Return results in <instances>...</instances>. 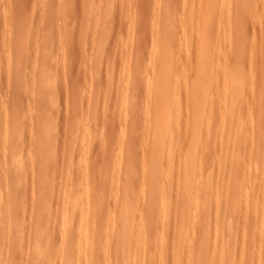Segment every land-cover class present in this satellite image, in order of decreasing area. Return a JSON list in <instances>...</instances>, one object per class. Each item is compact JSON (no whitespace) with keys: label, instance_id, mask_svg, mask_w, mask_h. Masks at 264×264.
Masks as SVG:
<instances>
[{"label":"rangeland","instance_id":"374dc122","mask_svg":"<svg viewBox=\"0 0 264 264\" xmlns=\"http://www.w3.org/2000/svg\"><path fill=\"white\" fill-rule=\"evenodd\" d=\"M254 1L252 4V8L255 10H253V11L247 10V11H250L248 14H246V15H248L247 16L248 19H244L246 21L250 19L249 21H251V22L248 21L249 23L248 22L246 23V21H242L240 16L235 17L238 14V13L237 14L234 13V11H237V9H238L237 4L234 7L233 13L230 11L231 14H233V15H231L232 16L231 24H232V21L235 17V21L231 25L232 26L231 28L235 29L234 31L230 28V26H229V28L227 26H225L228 24L227 22H225L227 24H224V26H223L224 21H227L226 19L228 17L225 16L226 18H224V16H222V15L223 14L228 15V14H230V12L227 13L225 10H223L221 3L218 6L220 8H222V10L220 9V11H218L219 9L218 10L216 9L217 12L215 13V15L221 14V17H223V19H222L218 15L219 18L221 19L219 21V23H221V24H219L221 26V29H220V26L218 25V21H216L219 19L217 18V19H215V21L213 20L215 15H213L214 17L212 16L213 19L211 18V19L207 20L208 22L204 20L205 22H207L206 24L204 22V24L207 26V28H209L208 27L209 24H211V27H212L211 28L212 30L209 28L210 34H208L209 35V42L211 43L210 44L211 49L209 48V50L211 51L210 53H213L212 56L210 55L211 59L213 58V56H214V58L217 59L220 57L221 54H222L221 56L224 57L223 52L226 50L225 53H227V54L233 53V54H229V55L225 54V57L221 58L223 60L224 64L228 65V63H229V65H230V62H228L227 60L229 59V61H231L232 58L235 57L233 59V61L235 59H238V62H241V63L238 64V63H236V61L235 62L231 61V65L234 63V66L232 65L230 67L228 65L229 69L233 70L234 68L236 69V67H237V69L240 68L239 70H241V64H243L242 70L244 72V75L246 74L245 83H243V86H241V88H242L241 93L242 92L243 93L241 94V99H240L241 100L240 104L242 105V107H243V104L245 105V108L243 107L244 113H240L239 112L240 110L238 112L234 113V115L235 114L237 115L239 113V114H242L244 116L243 117L241 115L243 117V121H245L244 122L245 125L243 123V127L244 126L245 127L242 129H245V130H241V132L244 131V132H242L243 133L242 136L244 139V136L246 135L245 136L246 139H244V140L242 139V142L239 143V145L241 144L240 149L241 148L242 149L241 150L239 149L238 152L236 151L237 150L236 147H238L239 145L235 146L234 142L229 143V144L232 143L231 145L234 146V147H232L230 145L231 148H233V150H230L232 152V154L227 152L229 159H230V163H229V159H226V161H225V158H228L226 155V151H228V150L224 148L223 151L224 150H226V151L223 152L222 146L225 147V145H227V147H228V143H225V141L226 142L231 141L227 137L228 132L234 130L233 133H235V131L237 130L238 127L236 125L237 122L235 123L236 126H233L234 123L230 124L229 120H225L228 122V126H230L229 127L230 129H229L228 126H226L227 122L223 121V119H222L223 118L222 114L226 113V111H224L225 105L222 103V102H224L223 101L224 98H223V100L221 99L222 101H220L222 103V106L224 105L222 107L223 110L221 107H217V106H221L220 105L221 103L218 101L217 98L220 99V97L221 98L224 97L223 95L220 96L221 95L220 93H217V91H219V90L222 93L221 89L217 90L215 88L219 85L221 86V83H222V82H220L221 79L219 80V78H218L219 75H218V77L215 76L217 78L214 77V79L210 80V81L213 80L216 83V85H215V83L212 81L214 83V85L211 84L213 91H214V89H216L215 90L216 93H212V94H214L216 96L211 94L215 98V104H211L209 102L210 103L209 106L212 109V112L215 111L213 113V115L219 111L218 115L215 114L214 116L211 115L212 114L211 111L208 112L210 116H213V117H215V120L216 119L218 120V122L216 120V122H217V125H216V124L212 123L215 120L212 121V117H210L208 115L210 117L209 120L212 121L211 123L213 124V125L211 124L212 125L211 129L213 130V127H214V130H213L214 132L212 131L210 134V130L208 131L210 134L209 136H211V135L212 136L208 137V134H207L208 132L206 133V131H205L206 127H204L203 124H200L201 126H199V128H200L199 134L201 132H203L201 130H203L205 128V130H204L205 133L204 132L201 133L202 135L200 136L201 137L200 141L202 139L204 140L203 136H205L206 142H205V140H204V142L207 144L208 140H210V138H211L213 143L211 141H209V142H210V145H211V143L213 145L211 147L208 143L207 144L208 146H206V144H204V142L202 140V146L200 145L198 147V149L200 150V152L198 150V153L199 154H201V153L205 154L204 152L207 153V152H209L208 149H210L209 153L211 154V156L212 155L214 156L216 154L214 156V158H216L215 159L216 161L214 160L213 157L211 158L212 160H210L211 156H210V154H208L207 156H210V157L207 159H209L210 161L206 163L205 160H207V159H205V157L202 156V154H201V156H200L201 160L198 159V162H202L201 164H203V163H205V164L200 165V163H199L198 169L200 170V166H201L202 170L204 168V170H203L204 172L202 170L199 172V170H198L196 173H199V175H202L201 174V172H202L205 176L202 175L199 179L198 178L199 176L197 174V180L198 181L196 180V184L199 181L201 182V179L203 178V176L208 177L207 175H209L210 184L213 183L212 185H210V190H211V187L213 186L215 191H212L213 190V188H212L211 191L213 194L212 195L213 201L210 202L211 198H209V203H211V204L208 203L209 205H211V207H208V209L211 208V209H209V214H211L210 219L212 216V220H211V222L209 220V223L203 221L205 226L207 224H210V223L211 224L207 225L206 226L207 228L206 227L203 228L204 225L201 223V221L203 220L202 219L203 216L201 214L199 216V214H197V211H196V213L194 212L193 215L194 216L198 215V217L195 216L194 218H192V216H193L192 215L191 216V218L193 219L192 223H195L199 219L198 221H199L200 226L198 228H196L197 226H195L194 224L191 225V223H190V225L193 227L192 229L196 228L194 230L196 233H198L204 229H205V231L210 233V234H208L209 240L207 242V247L209 245L208 258H209V261L211 263L213 262L214 264H225V260L228 261V259L224 258L226 256H224L221 253L222 250L224 249L223 247L225 245L227 247L226 243L228 241L226 242V238L225 239L223 238V242L220 241V238L222 239V237L220 236V237H218L219 240L217 239L218 242H216L217 237H216V233H215V231H216L215 228L218 224H219V228L217 226V228L219 229V230L217 229L218 230L217 233H219L218 235L222 234V236L226 237L228 234H229V236H231V233H232L234 238H236V239L231 240V239H228V236H227L228 240L233 241L231 243L228 242L229 244H231V246L229 245L230 247H228V249L231 248L229 250L230 251L232 250L231 255L229 257L228 264H261L262 262H263L262 264H264V260H263L264 257L262 256V254L264 253V236L262 237V235L264 234V228L262 229V227H261L262 224L264 225V223H263L264 220L262 219L264 217V195H263V193H264V182L262 181V177H264V176H261V174L262 175L264 174V169H263L264 163H262V161L264 162V133H262V134L260 133V136L263 135L261 137L262 143L259 142V140H257V139H256L257 141L255 143V140H254L255 135L259 133L256 131V128H258L257 130L260 131V127H261L263 132H264V113H263L264 112V90H263L264 82H262V80L264 78V77H262L264 74V69H262V67L264 65V59L258 61L259 58L260 59H261V57L263 58V55L260 57L259 53L261 54V52L263 53V51H264V49H263L264 47L262 45V44H264V43H262L263 42L262 37L264 36V34H263L264 32H262V31H264V23H263V21H264V8H263L264 7V0H254ZM198 2H201V1L196 0V2L194 3V0H156V1L155 0H0V264H62V261L64 262V260H65L66 250H67V252H69V254L72 257L74 256V254L79 252L75 255V257H73V258L70 257L72 260L74 259L73 260L74 264H79L80 260L82 261V262L80 261L81 264H89L90 258L92 259V260H90L91 264H95L97 261H98V263L101 262L99 264H116V263L122 264L124 255H125V257H128L129 252L130 251L132 252V250H134V252L130 253L129 257L133 254H136V255L131 256V258L133 257L132 260H134V259L135 260H134V263H132V260L130 259L129 260L130 264H138L137 260L138 261L141 260L143 262L146 258H149V261L154 262L155 264H175L174 262H176V259H174L175 256L173 253V251L175 250V241H174L175 239L173 240V237L177 232V230L174 229L175 224L177 223V219H176L177 216H175L177 214H175L172 210L174 209V207L176 209V207L178 208L179 206H178V204H175L173 202V200L171 201V203L173 202L174 205L172 204V206H171V203L169 205V202H170V200H169V202H168L169 208H168V206H166L167 208L163 209V208H160L162 203L159 199V202L158 201L156 202L157 206H156V204L154 205V206H156L155 209L157 210V212L155 211V209L151 210V211L154 210L156 213H158V212L161 213V211H162L161 209H163V213H161V215L163 214V218H162V216H160V217L163 221H165L166 217L168 216V211L170 213V209H171L170 217L168 216L169 218H172V220L168 219V220H171V223H169L168 220L166 219V221L164 223H166V222H168V223L162 224L163 223L162 220H161V222H162L161 223V222H159L160 220L158 219V217L160 215L159 213H158V216L156 218L157 220H156V219H154L153 216H151L152 212L151 213L147 212L148 213L147 215L150 214V217H147V218L151 219V217H153L154 220H151V221L152 222L155 221V223H152L148 220H146V223L150 222V224L152 225V226L151 225L150 226L152 228L155 227L154 229H156V230H153V233L155 231L159 232V234H158V232H156V234L155 233L154 234L149 233L151 231L150 230L151 227H149V225L147 224L148 227L150 228L148 230L149 231L148 236L151 235L150 237H152V236L155 237V238L152 237L151 241L153 242V239H154V242L158 243V241H155V240H159L160 244L162 245V246L161 245L157 246V244H156V247L152 248V247H150V245L154 246L155 243H153V245H152V242H151V244H149V247H147V249L149 248V250H150V251L148 250L147 252H149L150 254H147V252L144 254L142 252H141V254L139 253V251H141L142 249H146V248L142 245H141V248H139L138 243H139V241H141L140 240L141 237L138 235L139 233H137V231H139V229L136 227V225H135V229L132 228L133 231L135 230L134 232L136 233L135 234L136 238L134 237V235H133L134 232L132 230H130V233L128 234V235H130L129 239H128V245L130 247L133 245V247L130 249V247L127 245L128 249H127V251H124V249L122 248V246H124L123 242L119 241V239H115L116 238L115 235H117V231L115 232V230L118 227V224H121L122 219H120V220L118 219L119 221L117 220V222H115V224H113L115 221L113 218L115 217V219H116L118 217V214L120 215L119 212L120 211L123 212L122 207L118 208L119 206H122V202H123V199L119 200L120 196L122 198H124V192H121L122 193L121 194L119 192L121 189H119V188H120V182L121 181L123 182L125 180L124 182L126 183V179H128L129 175H131V177L129 179V180H131L133 175L136 174L134 176L135 178L134 177L133 178L136 181L134 184V187H136V189H137L135 191V193H137V194H133V196H132L133 199H131V203H132V200L134 201L132 204L133 207L136 208V205H137L136 212L139 211L141 209L140 206L143 207L144 203H146V202H147V204L144 206V208H146V207L148 208V205H150V204L152 205L151 201H149V200H151L149 194L146 193L145 189L143 192H142L143 189H141V187H143V184H144V180H142V178L145 177V176H142V173H143L142 172V170H143L142 166H144V164H146V161L144 163V158L147 160L148 157L153 155V153H150V152H152V148L151 147L148 148L149 142H147L148 141L147 139L151 138V135L150 134L148 135V133H150V130H148L149 128L146 129L148 127V123L151 122V120H149V119H151L150 118V117H152L151 113H153V110H154V106H152L153 107L152 111L150 109L151 105H154L153 102L151 103L152 100L150 99L151 96L153 99V95L149 96L152 93V91H150L151 90L150 85H152V83L156 79V77L159 73V70L162 68V66H164L163 64H166V62H163L161 60L162 59L161 56H163V55H160L163 52L161 50L162 46L165 49V50L163 49L164 50L163 54L166 52V49L169 51V53H172V51H173L174 54L176 51H179V52H176L177 53L176 56L173 55V57H172V55H171V57L169 59V60H172V59L177 57V59H175V62H174V60L172 62H174V64L177 63L178 66H176V64L171 65V62H169L172 69H174L173 67L176 66V71H177V67H179L180 71H182L181 72L182 74H183L184 70L188 71L187 73H190L189 71H191L192 68L194 70V67L191 68L190 65L188 64V61L191 59L193 60L194 56H196L197 54H193L194 55L193 57L190 56V57H192L191 59L188 58L187 57L188 53L190 55H191V53H194L195 48H193L194 49L193 50L192 47L187 48V46H191L192 44H193L192 46H194V44L196 45V43H197V41L193 42L191 40L192 37L190 36V34H193L192 33L193 30L195 31L196 38L200 37L199 33L197 35V32L198 31L200 32V29H197V28L201 27L200 25L203 22L200 21V18L198 16H199V13H200V15L204 16V14H203L204 8L201 7V8H203L202 9L203 12L198 11L201 9L199 7L201 5ZM249 2H251V1H249ZM192 4H194V5L192 6ZM218 6H217V8H219ZM191 11L193 13L196 12V14H198V16L195 14V17L193 16L194 17L193 18L190 15ZM197 11H198V13H197ZM238 11H239V9H238ZM219 12H221V13H219ZM253 12H254V14H253ZM167 14H169V15H167ZM171 16H173V17H171ZM189 16H191V17H189ZM203 16H201V17H203ZM260 16H262V18ZM166 17H168V18L170 17L173 19V21H174L173 26L169 25L170 22L172 21V19L170 20ZM195 18H199V20H198L199 23H197L198 21L194 22L197 25L193 28V26L195 25L193 23V20ZM190 21H192L193 26H192V28L191 27L187 28L188 23H189V25H192V23ZM177 22H178V25H176V27L178 26L177 27L178 29L175 27V29H177L175 31L174 26H175V24H177ZM236 22H237V24L240 23L241 25L238 24V25L234 26V24H236ZM241 22L242 23L245 22V25L244 24L242 25ZM166 23L168 26L166 25ZM213 23H214V25H213ZM204 24H202V25H204ZM181 25H182V27H181ZM198 25H199V27H198ZM215 27H216V29H214V33H213V28H215ZM204 28H206V27H204ZM188 29H190V30L188 31ZM195 29L197 30V32ZM218 29H220L223 32H221ZM224 29H228L226 31H228L229 34H230V32L231 33L233 32L234 35H235V33H237V31H238V33L239 32L245 33V34H243V33L236 34V35H241V36L245 35V36H243V38L240 36H239V38H237L236 35H235V37L238 40L240 38H242V40H243V41L241 39L239 40L240 42H242V44L238 42V46H240L239 48H242V50H243L242 53L246 55V57H247L246 62L241 60L242 58L240 57L239 54H238L239 56L236 55L237 52L235 53V51H232L234 49L233 47L235 46V44H237L235 42L238 40H235L236 38L233 37V34L232 35L224 34V31H225ZM185 30H187V31H185ZM229 30H230V32H229ZM211 31H212V34L214 35V37H212L213 35L211 34ZM174 32L175 33L177 32L176 35ZM189 32H191V33H189ZM206 32L208 33V31H206ZM216 32H218L219 35L220 34L225 35V36H222V37H225V39H227L226 38L227 35L231 36L233 39L235 38L234 39L235 42L232 40L234 43V44L232 43V45H234L233 47L229 43V41H231V40H228L230 37L226 40L227 43L230 44V46H231L230 49H229V47H227L228 51L230 50L229 53H228L226 48H224L225 50L223 49V46H222V50L220 49L219 46H220L221 42H222V45H224L225 47H226L227 43L225 44L224 42H226V41H223L225 39L221 40L219 35ZM170 34L172 35L173 38H171ZM161 35H162V40L160 37ZM188 35L191 38H189ZM166 36H168V37H166ZM193 36H194V34H193ZM215 36L221 40V42L220 41L217 42L219 45L215 44L213 42V40L214 41L217 40V39H215L216 38ZM196 38H193V39L195 40ZM200 38H197V39L202 41L203 38L202 39H200ZM153 39L155 41V44L152 43V42H154V41H152ZM189 39L191 41V44H190V42L187 43L189 41ZM210 39H212V41ZM160 40L161 41L164 40L163 43H165V44L162 45ZM186 40H188V41H186ZM200 43H202V42L197 43V46ZM212 43L214 44V46L212 45ZM159 44H161L160 45L161 47L159 46ZM170 44H171V46H168ZM184 44L185 45L187 44V46L184 47L185 46ZM188 44H190V45H188ZM215 45L218 46L217 51H216V49L214 50ZM197 46H195V47H197ZM169 47H172V49ZM176 47H178V48H176ZM246 47H248V48H246ZM184 48L185 49L187 48L188 50L190 49L191 52L190 51L186 52L187 53V55H186L185 51L183 52ZM239 48H236V51H238L237 49H239ZM175 49H176V51L174 52ZM192 50L194 52H192ZM198 50L196 49V51H198ZM213 50L216 52H214ZM218 50L221 51L222 53L221 52L218 53ZM242 50H239L238 52L240 53V51H242ZM67 53H68V55H67ZM182 54H183V56H181ZM155 55H160V56H158L159 58L161 57L159 59V61H158V57L156 58ZM178 55H179V58H178ZM196 58H198V55ZM196 58L194 61L198 60ZM239 58H241V59H239ZM155 59H157L156 62H154ZM176 60H178V62H180V64ZM213 60L214 59H212V61ZM220 60H218L219 62L217 61V63L213 62L216 64V65L214 64V68H216L215 66H218V63L219 64L221 63V65L218 67L219 68L218 72L215 71L216 74L217 73L220 74L219 71L222 74V71L227 70V68H223L226 70L221 69L223 62ZM239 60H241V61H239ZM157 61L159 63H157ZM214 61H216V60H214ZM256 61H258L259 63L258 62L256 63ZM160 62L163 64L161 65ZM191 62L194 63L193 61H191ZM252 63H253V65H252ZM158 64L161 66V68L159 67ZM167 64H168V62H167ZM185 64H186V68L188 70L185 69ZM224 64H223V67H226V66H224ZM236 64H238L239 66ZM153 66H154L155 70H154ZM155 66H157V67H155ZM259 67H261L259 72L263 71V73H258ZM189 68H191V70H189ZM214 68H213V70H214ZM172 69H170V72H172L171 74H173V71H174V70L172 71ZM229 69H228V71H229ZM170 72L168 70V74ZM178 72L177 73L175 72L177 75L175 73L173 74L174 78L176 76L177 77L179 76L178 80L180 78L181 79L186 78V76L184 78H182L184 75H182L181 73L179 74ZM215 72L213 71V73H215ZM193 73L194 72L192 71L191 75ZM184 74H185V72H184ZM221 74H220V78H223V76ZM223 74H224V72H223ZM252 74H254V75H252ZM256 74L262 75L261 76L262 77L261 82L258 83V86H257L258 88L256 87V90L259 89V90H257L258 94H257V92L254 94L253 93L254 90L252 88L253 85H256V83L258 81H260L259 79L261 78V77L258 78L259 75H256ZM173 75L170 76V74H169L170 77H173ZM181 75H182V77H180ZM255 75L258 77L255 78L256 77ZM193 76H194V74H193ZM193 76H191L189 78H193ZM174 78H172V87L175 86V87H173L175 90H177L179 88L178 90L180 92L179 91L178 92L180 94L183 93L185 88H184V86L181 87V85L184 81L179 80L182 83H180V82L177 83L178 80L175 79V81H173ZM256 79H258V81ZM217 80L219 81L218 83H217ZM252 80H254V81L256 80L257 82L255 81L256 83L251 85V83H254V82H251ZM187 82L190 83L189 81H187ZM187 82H184L183 85H185V83H187ZM173 83H177V85L181 84L180 85L181 88L179 87V85L176 87V85H173ZM259 84L263 88H259V86H260ZM187 86H188V84H187ZM250 88L253 91L251 90V92H250ZM260 89H262L263 92H261ZM185 92H186V90H185ZM148 93H149V95H148ZM211 95H210V97H211ZM181 96H183V95H181ZM149 99L151 100L150 102H149ZM242 99L244 101H242ZM186 100L187 99L185 96V98L182 99V101L184 103H186ZM209 100H211V102H212L213 98L211 97ZM216 102H219V103H217L218 105L216 104ZM259 102L261 103L260 104L261 106L258 105ZM148 103L149 104L151 103V104L149 105ZM181 103L182 102L180 101V104ZM174 104L175 103H173V105ZM176 105H177V108H178V106L180 108L183 106L181 108L182 111L180 114H182L184 111H186V112H184V114L186 113V115H184L186 118H184L182 120L183 122H181V119L184 117V116H182V118H179L180 121L179 120L174 121V122L172 121V123L168 126L167 131L169 133H170V131L173 134L175 133L174 139L172 137L173 140L170 137V136H173L172 134H169V137H168L169 141H170V139L172 141V145H169V142L167 144V145H169V147L171 149L168 150L167 147L164 148V149L168 150L167 153L169 154V156L167 154H166L167 156L164 154V150L162 151L163 155L166 156V157H164V160L161 158V157H163V155H161L162 152L160 154H158L159 161L164 166V168H162L163 166H161V169L162 170L164 169L163 171L161 170V173L166 175L165 178L161 177L158 180V184L161 182L159 184V188H162L161 190L164 191V193H165V189L167 190V188H168V190L166 191V194H165L168 197V199H172V197H174V195L176 193L177 194L180 193V190H181L180 189V183H178L179 177L177 176V178H176V180L178 182L177 181L175 182L173 180V179H175L173 177V175L176 177L174 171L177 170L178 171L177 173L180 176L181 170L179 172V169L184 164L181 163L183 160H182V157H179V156L180 155L183 156L185 154L186 150L188 151L189 147H187V145L190 143L188 142L186 137L191 138V133H192L191 132L192 130L188 127L189 122H190V119H189L190 117L187 118V114H189V116H190V110H187V109H190V108L186 104L185 105L182 104L181 106L179 104H175V106ZM211 105H214V106L216 105V108H218V109L221 108V111L217 110L216 108L214 110ZM241 105H240V108H241ZM257 105H258V108L255 107ZM175 106H173V107H175ZM185 106H187L186 107L187 109H185ZM246 107H247V109H246ZM254 108L261 111V112L258 111L256 118H255V114L253 113ZM128 109H129V112H128ZM173 111L175 113H177L176 111H180V110H178V109L176 110V108L175 109L173 108ZM187 111L189 113H187ZM248 111H249V113H248ZM221 112H223V113H221ZM241 112H243V110ZM175 113H173V115ZM220 113H221L220 116L222 118L219 116ZM252 115L254 116L255 120L250 117ZM174 117L175 116H172V118H174ZM220 118L222 120H220ZM187 119H189L188 122H187ZM206 119H208V118L205 115V118L203 119L204 121L202 120V122L204 124L206 123V121H205ZM184 120L186 121L187 124L184 123L185 122ZM219 120L223 121V124L225 125V127L223 125L221 126L222 122L220 123ZM235 121L236 120H234L232 122H235ZM255 122H257V123H256V126L254 127ZM173 123L175 126L172 125ZM183 123L185 126L182 125ZM219 123H220L221 127H219ZM171 125H172V127L174 126L175 128H172ZM231 125L235 129L232 128ZM247 125H248V127H247ZM202 126L204 127L203 129H202ZM180 127L185 128L187 130L190 129L191 131L189 130L190 131V133H189L187 130L183 129L184 131H187L189 133L187 135V132H184L182 129H181V131L178 130V129H180ZM222 127H224L225 129H223ZM250 127H252V128H250ZM170 128H172V130H169ZM227 128H228V132H225V131H227L226 130ZM144 129H145V131L147 130L148 133H147V131L144 132ZM251 130H252V132H251ZM223 131L225 132V135H224ZM255 131H256V133H255ZM176 132H178V133H176ZM180 132H182V134ZM216 133L217 134L220 133L221 135L219 134V136L217 137V135H215ZM226 133H227V135H226ZM143 135H144V137H143ZM213 135H215L216 138ZM123 136L125 137V139ZM128 136H130V137L128 138ZM145 136H150V138L145 137ZM260 136L258 135V137H260ZM206 137H208V139ZM212 137H214V138H212ZM127 139H129V141H131V142H129L130 144L127 143L128 141L126 142ZM132 139H133V141H132ZM171 141H170V144H171ZM249 141H250V144H249ZM174 142H176L177 145L174 144ZM144 143H146L147 146ZM257 143H259V145ZM132 144L134 146L133 147L134 149L132 148ZM144 145H145L146 149L148 148L151 150V151H149L150 155H146V153H148V152H146L147 150L144 149ZM184 145H186V146H184ZM203 145L205 146L204 150H206V147H207V151H203V148H204ZM216 145H218V146H216ZM183 146L185 149L183 148ZM230 146L228 147L229 149H231ZM200 147H201V149H200ZM246 147H248V148H246ZM175 148L179 150V151H177L178 154L176 153ZM120 149H123V151ZM130 149H133V151L132 150L129 151ZM182 149L184 150V152H182L183 151ZM167 150H165V151H167ZM135 151H136V153L134 154ZM143 151H144V153H143ZM127 152H128V154H127ZM129 152H130V154H129ZM220 152H222V154ZM252 152H254V153H252ZM172 153H174V154H172ZM121 154L125 155V156H122L123 157L122 161H121V158H122ZM229 154L231 155V158H230ZM256 154H258L260 156V158L258 159L259 161L255 163L254 159H253L254 162L251 161V158H252L251 156L255 157ZM134 155H135L136 161L141 162L140 164H142V166L139 164V162L137 164L134 161L136 164L134 163L135 167H133L132 161L135 159ZM144 155H146L147 157ZM174 155L175 156L177 155L178 158L175 157L174 159L175 160L177 159L176 162H178L179 164H174L175 160L174 159L171 160L170 158H168L170 156L172 158V157H174ZM220 155H221V157H220ZM235 155H238L240 157L239 161H243V160L246 161V159H247V161L244 162L245 164H243V162H241V164H240L241 168H238L236 166L238 168V171H237V169H235L237 172H236V174L234 172L233 181H231L230 180L231 178L229 177L228 180H230L232 182V183L230 182V187H229V185H228L229 183L226 182V180L221 181L224 179L223 177L229 176L228 174H226L227 172L223 171V168H225V166L228 164L226 167L229 166L230 169L234 170L235 165L234 164L232 165L233 162L231 160H234V162H235V159H232L233 157H235ZM118 156H120V157H118ZM126 156H128L129 159L130 158L132 159V157L134 158L132 160L130 159V163H127L128 165L130 164V166L133 167V170H134L133 173H130L132 171L131 168L128 171L124 169L126 174L128 172L127 178H125V173L122 170L121 166H119L120 163H119V165L117 163V162H122L123 167L124 168L127 167L126 161L128 159H126V158H128V157H126ZM136 156L139 157V160H137ZM241 156L243 157V159ZM167 159L171 160L170 161L171 163L167 162L168 161ZM118 160H120V161H118ZM123 160H124V162H123ZM142 160H143V162H142ZM162 161L165 164H163ZM172 161H173V163H172ZM147 162H149V160H147ZM167 163L170 166H167ZM172 164L174 166L171 167ZM180 164H182V165H180ZM229 164H231V165H229ZM246 165H247V167H246ZM116 166L118 169L116 168ZM137 166H140L139 168H141V169H137V172L135 173V169L137 168ZM178 166L179 167L181 166V167L179 168ZM202 166H203V168H202ZM128 167L126 169H128ZM170 167L172 168V170L174 169L172 172H171ZM119 168H120V170L123 171V172L121 171V174L123 173L121 175V177H120V175H118V174H120ZM229 168H226L225 171H227V169L230 170ZM165 169H166V171H165ZM167 170L170 171L171 173H169ZM233 170H231V171H233ZM239 170H241V171H239ZM230 172L228 171V173L231 175ZM245 174H247L248 177L244 176ZM248 174H250V176ZM253 174L254 175L257 174L256 177L258 176V178H256ZM258 174H260V175H258ZM138 175H140V176H138ZM168 175H170L169 178L167 177ZM235 175H236V178H235ZM214 176H215V178H214ZM172 177H173V179H172ZM253 177H255V178H253ZM259 177H261V178H259ZM235 179H239L237 181V182H239L238 184L235 183ZM139 180L142 181L141 182L142 184H140L141 185L140 187L138 186V183H140ZM145 180H146V182L148 181L147 178ZM172 180H173V182H172ZM248 180H249V182H248ZM250 180H252V181L250 182ZM263 180H264V178H263ZM242 181H243L244 185H242ZM246 181H247V183H246ZM169 182L171 183L170 184L171 186L169 185ZM174 182H175V184L177 183V185L179 184L178 186L176 185L177 186L176 189L179 190V193L175 190V186L172 185V183H174ZM200 182H199V184L201 186ZM224 182H226L225 187H223ZM233 182L238 187H239V184H240L241 188H242V186H244L242 189L248 187L247 189L249 190V192H247L246 190L245 191L247 193L244 194L242 192L243 194L242 195L240 194L241 197L238 196L236 199L233 200L235 202H233V201L229 202L232 199H230V197L228 195L226 196L225 194H223V196L224 197L226 196L227 199H229V200L224 198L223 201H221L222 203L221 202L219 203L220 199H219L218 194L220 191L218 189V186H219L221 191H222L221 187H223V189H225L227 187V190H229V189H231ZM129 183L127 181L126 184L129 185ZM222 183H223V186H221ZM245 183L248 185H246ZM250 183H252L253 185H251ZM162 184H164V185H162ZM199 184L196 187V188L199 187V190L197 189L198 191H200ZM87 186H88L89 191L92 189L93 193L91 192L90 195L88 193ZM85 187L87 189L86 191L84 190ZM123 187H121V188L123 189ZM169 187H172V188L169 189ZM140 190L142 193L140 192ZM198 191H197V193H199ZM133 192L134 191H132V193ZM140 193H141V196H140ZM91 194H93L92 199L93 200L95 199V201H97V202H94L92 199L89 200L92 197ZM200 194H199L200 197L203 196L202 193H200ZM88 195L91 197L89 198ZM144 195H145V197H144ZM209 195L211 196V193L208 192L207 196H209ZM85 196H86V199L84 198ZM139 196L144 198V200H146V202L139 200L140 199ZM175 197L177 199L176 200L174 199V200L176 201V203H179L178 195H176ZM83 199H84V202H85V200H87V203H84ZM249 199L252 200L251 204H252V202L254 203L252 205L249 203L251 205V207L254 206L255 204H256L255 205L256 207H257V205L259 206V210H256L257 208L255 209L257 212L260 211V209L261 210L263 209L262 211H260V213L258 212L259 214L256 213V215H257L256 218H254V216H255L254 212H256L255 210H253L251 208V211L250 210L248 211V209H250V207H248V206H250L248 204V202L250 201ZM226 200L228 201L227 203H226ZM90 201H91V203H90ZM117 201L120 204L119 206L115 205V204H117ZM214 201H216V203H214ZM92 202H93V205H94V203H97L99 205L95 204L96 207L94 206V208H96L97 210L96 211L93 210L91 212L92 213L91 216L93 215V213H95L96 215L94 214V217L97 218V213H99L98 214V217H99L101 210H103L102 212L106 215L105 216L103 213H101L102 215H100V216L102 217V219H95V218L93 219L94 222L99 221L98 222L99 224L101 222L103 223L99 227L100 230H103V231H101V232H100V230L95 231L96 229H99L98 227H96V229L94 230L95 226H99L97 224H95V226H94V224H92V227H94V228H91V226H88L89 233H90V231H93L94 235L92 234L91 236H89L88 232H87V234H85V233H83L84 231L82 230L81 233H83V235L85 234V237H86V238L84 237V239L88 240V238L90 237L88 240V243H85V244L82 243L84 245L83 246L82 244H79L82 241H84L83 238H82L83 240L81 239V237H83L82 235L78 236L80 238L79 240H82V241H80L79 243L77 242V241H79V240H77L78 239L77 227H75L77 219H76L75 223L73 221H74V217L77 218L83 210L86 211L87 208L88 209L90 208L89 206L86 207L87 205L84 206V204L90 205V204H92ZM139 202H141V203H139ZM259 202H260V204H259ZM218 203H219V205H218ZM229 203H232V204H230V205H228V207H226L227 204H229ZM101 204L104 205V207L101 206L103 208L100 210L99 207ZM247 204H248V206H247ZM209 205H207V206H209ZM217 205L218 206H220V205L224 206L223 207L224 209H227L230 206H232L231 209H233V206H234L233 210L235 211L234 212L235 214L232 215L234 218L229 219L232 223V226L234 225L233 227H235V224H236V227L234 229L232 227L233 230L231 228L225 227L226 226L225 224H227V222H230L229 220L228 221L225 220V219L229 218V215H228L229 213L226 214V215H228V217L225 216L226 218H223L224 217L223 214L226 213V210H225V213L222 212L223 211L222 208H219V211H218V208H216ZM107 207H108V209H107ZM114 207H117V208L114 209ZM91 208H93L92 205H91ZM105 208H106V210H105ZM144 208L142 210H144ZM159 208L161 211L158 210ZM117 209L118 210L120 209V210L118 211ZM221 209H222V211H221ZM145 210L147 211V209H145ZM114 211H115V213H114ZM164 211H166V213ZM189 211H190V209H189ZM193 211H191V214ZM155 212L152 214L154 215ZM175 212L177 213L178 211L175 210ZM215 212L217 215L215 214ZM220 212H222L223 214ZM243 212L245 214H243L242 217H244L249 212V214L246 215L247 217H249L248 218L250 220L249 224L247 222L246 216H245V218H241V216H239V214L242 215ZM252 212H253V214H252ZM144 213L146 214V212H144ZM138 214H141V213H138ZM145 214H143V215L141 214V215L143 217L144 216L146 217L147 215H145ZM166 214H167V216L165 217ZM172 214H174V215H172ZM189 214H190V212H189ZM189 214H187V221L191 222L192 219L188 218V217H190ZM113 215H115V216H113ZM121 215H122V213H121ZM250 215H251V217H250ZM261 215H263V217H261ZM63 216H65V218ZM91 216L89 217L90 220H92ZM142 216H140V218H142V219H140L139 216L137 215L136 216L137 219L134 218V221L135 222L136 221L141 222V220H143ZM238 216H239V218H241V221L243 219L242 227L246 226V223L248 225V226H246L247 229L249 227V229H248L249 231H246L245 230L246 227H244V230L246 233L244 232L243 234H245V235L247 234V237H245L244 235L241 236V234L243 232V230H242L243 228L241 229V226H240V228L237 227V226H239L238 222H240V219L238 220ZM155 217H156V214H155ZM200 217H202V218L200 219ZM138 218L140 220H138ZM173 218H175L176 220H173ZM215 218L216 219L218 218V222H217V220H215ZM63 219H67V220L69 219V222L66 226H65V224H63L65 221V220L63 221ZM71 219L73 221H71ZM78 219H79V217H78ZM103 219L105 220V222ZM190 219H191V221H190ZM260 219L263 220L261 223L258 222V220L260 221ZM157 221L159 223H157ZM187 221H186V225H187ZM198 221H197V223H198ZM235 221H237V222L235 223ZM72 222H73V224H72ZM140 222H138V223L136 222L137 226L140 224ZM61 223L63 224L62 226H61ZM156 223H157V226H154V225H156ZM88 224L91 225V223H88ZM222 224H224V225H222ZM259 224H261V226ZM105 225H107L109 227H107V226L105 227ZM115 225H116V227H113ZM190 225H188L187 228L191 227ZM220 225H222L223 227H220ZM240 225H241V222H240ZM259 226H260V228H259ZM62 227H64L65 231H62L63 230ZM163 227H164V230H163ZM208 227H209V230H208ZM102 228H104V229H102ZM118 228H117V230L119 231ZM201 228H202V230H201ZM220 228L221 229L222 228H226V229L228 228L230 230V232H226V233L223 232L224 233V235H223V233H222L223 229H222V231H220ZM258 228H259V230L260 229H262V230L258 231L257 230ZM199 229H200V231H198ZM228 229L226 231H229ZM188 230L191 233L193 232L191 229H188ZM67 231L69 232V234ZM73 231H75L74 235L72 233ZM174 231H175V234L173 233ZM210 231L214 232L213 234L215 237L212 236V234H211L212 232H210ZM254 231L257 234V236H255L256 238L255 237L254 238H250V237L248 238V234L250 232L253 233ZM257 231H258L259 235H258ZM66 232H67V236H66ZM103 232L105 235L103 234ZM160 232H161L163 237H161ZM166 232H167V234H166ZM168 232H169V234H168ZM195 232H194V234H195ZM220 232H221V234H220ZM131 233H132V235H131ZM71 234L73 235L72 236L73 239H71ZM95 234H96V236H95ZM157 234L160 237H158ZM100 235L101 236L103 235L102 239H101V237L98 238ZM172 235H173V237H172ZM251 235L252 234H250V236ZM65 236L67 239H69L68 237H70V239L72 240L71 244H73V245H68V243L71 240L69 242H67L68 240L65 238ZM211 236H212V238H211ZM132 237L134 238L133 241L131 240V239H133ZM170 237H171V239H170ZM213 237L215 240H213ZM147 238H149V237H147ZM147 238L145 237L142 239L146 240ZM100 240H102V241H100ZM144 240H142V243L144 242ZM149 240L150 239H148L145 243H147V242L149 243L150 242ZM167 240L169 241V243ZM172 240L174 241V244H173ZM211 240H213V241L210 242ZM64 241L67 242L65 244L67 247L64 245V243H65ZM90 241H92L91 245H89ZM134 241H135V243H134ZM161 241H162V243H161ZM171 241H172V244H170ZM129 242L131 243V245L129 244ZM220 242H222V243H220ZM261 242L263 244H261ZM76 243H77V245H76ZM115 243H116V245L118 243L120 244L119 251H118V252H120V254H122V253L124 254L125 252L127 253L128 251L129 252L127 254L125 253L123 255V257L121 256L122 257L121 258L119 256L118 252L116 254L114 253L115 250L117 249L116 247L119 245L118 244L116 246ZM148 243L145 244V246H148ZM214 243H216V245ZM104 244H106V245H104ZM134 244L136 246H134ZM140 244H141V242H140ZM166 244H167V248L165 246ZM186 244H187V247H186ZM143 245H144V243H143ZM172 245H174L173 250H172ZM68 246L69 247L73 246L74 249L76 248L75 249L76 252L74 251L73 247L70 250L68 248ZM86 246H87V248L90 246L88 250L85 249ZM163 246H165V247L162 248ZM194 246L196 247L197 243L195 244L192 242H189V243L185 242L184 245L181 247L180 251H182L181 253L185 255L184 257H188V256L191 257V254L194 252V249H195ZM233 246H235V247H233ZM190 247L193 249H191L189 251ZM182 248H183V250H182ZM219 248H220V250L217 251ZM136 249H137V251H136ZM139 249H141V250H139ZM71 251H73V252H71ZM255 251H257V252H255ZM258 252H260V253H258ZM186 253L188 256L186 255ZM85 254H86V256L88 255L89 257L91 255L92 257H90L88 259L87 258L88 256H87L86 257L87 259H86ZM146 254L148 256L149 255L150 256L149 257L147 256L145 258ZM164 254H165V256H164ZM257 254L258 255L260 254V255L257 256ZM257 257L258 258L260 257V259H258ZM85 259L89 263H87V262L84 263ZM142 259H144V260H142ZM187 259H190V258H184L183 264L186 263ZM146 261H147V259H146ZM146 261H144L142 264H144V263L146 264ZM140 262H139V264H140ZM147 264H149L148 261H147ZM150 264H152V263H150Z\"/></svg>","mask_w":264,"mask_h":264},{"label":"bare ground","instance_id":"6f19581e","mask_svg":"<svg viewBox=\"0 0 264 264\" xmlns=\"http://www.w3.org/2000/svg\"><path fill=\"white\" fill-rule=\"evenodd\" d=\"M156 1V0H155ZM198 1V0H197ZM199 1H201V2H198L201 6H199L200 8L201 7H203L204 8V12L202 11V9L203 8H201L200 10H198V11H200V12H203V14H204V16L203 15H200V13H199V16H198V14H196V12L195 13H193L192 11L190 12V15L193 17H195V14L200 18V21H202L201 23L202 24H204V22L205 21H207V20H209V19H213V15H215V13L217 12V10L218 11H220V9L222 10V8H223V10H225L227 13H229L230 11L233 13V11H234V7L236 6V4H237V8L239 9V11H238V9H237V11H234V13H238L235 17H237V16H240L241 17V20L242 21H246V20H244V19H248V15H246V14H248L250 11H247V10H251V11H253V10H255V9H253L252 8V4H253V1L254 0H199ZM249 1H251V2H249ZM196 2V0H194V3ZM255 2V1H254ZM221 3V5H222V8H220L218 5ZM197 4V3H196ZM198 4V5H199ZM180 5V4H179ZM194 4H192V6H193ZM255 5V4H254ZM162 6V5H161ZM196 6V5H195ZM194 6V7H195ZM217 6L219 7V8H217ZM186 7V6H185ZM198 7V8H199ZM193 8V7H192ZM251 8V9H250ZM264 8V7H263ZM162 9V8H161ZM197 9V8H196ZM217 9V10H216ZM236 9V8H235ZM257 9V8H256ZM260 9V8H259ZM190 10V9H189ZM192 10V9H191ZM177 11V10H176ZM195 11V10H194ZM198 11H197V13H198ZM222 12V11H221ZM221 12H219V13H221ZM231 12H230V14H226V15H222V16H224V18H226L225 16H227L228 18L226 19L227 21H224V23H223V26H224V24H227V25H225V26H227L228 28H229V26H230V28L232 27L231 25L234 23V21H235V17H234V19H233V21H232V24H231V19H232V16L231 15H233V14H231ZM189 13V12H188ZM187 13V14H188ZM214 13V14H213ZM252 13V12H251ZM253 14H254V12H253ZM167 15H169V14H167ZM217 15V14H216ZM215 15V17H214V21H215V19H219V20H216V21H218V25L219 24H221V23H219V21L221 20L220 18H222L223 19V17H221V14L219 15L220 16V18H219V16L217 17ZM259 15V14H258ZM164 16V15H163ZM191 16H189V17H191ZM201 16H203V17H201ZM213 16V17H212ZM257 16V15H256ZM171 17H173V16H171ZM193 17V18H194ZM246 17V18H245ZM252 17V16H251ZM261 18H262V16H260ZM259 17V18H260ZM166 18H168V17H166ZM187 18V17H186ZM199 18H195L194 20H193V23L194 22H196V21H198L199 20ZM204 18V19H203ZM243 18V19H242ZM168 19H172V18H168ZM190 19V18H189ZM197 19V20H196ZM176 20V19H175ZM191 20V19H190ZM205 20V21H204ZM230 20V21H229ZM250 20V19H249ZM249 20H247L246 21V23L249 21ZM170 22V21H169ZM173 19H172V21L170 22V26H173ZM191 23H192V21H190ZM208 22V21H207ZM207 22H205V24L207 23ZM223 22V21H222ZM225 22H227V23H225ZM249 22H251V21H249ZM248 22V23H249ZM172 23V24H171ZM176 23V22H175ZM193 23H192V25H189V23H188V27L187 28H189V27H191L192 28V26H193ZM197 23H199V21L197 22ZM242 23V22H241ZM263 23H264V21H263ZM195 24V23H194ZM200 25L201 27H199V25H198V27L199 28H197V29H200V32L198 31L197 32V30H196V32H197V35H198V33H199V35H200V37H197V38H200V39H202L203 38V40L202 41H200L199 39H197L196 38V34H195V31L193 30L192 31V33L194 34V36H193V34H190V36L192 37V41L194 42H196L197 41V43H199V42H202V43H200L198 46H197V43H196V45L194 44V46H187V44L184 46V47H186L187 46V48L189 47H192V49L193 48H195V52L192 50V52H194V53H191V55L188 53V55H187V53L186 52H189L190 51V49L188 50L187 48V50L184 48V50H183V52L185 51V53H186V55H187V57L188 58H192L194 55L193 54H197L198 55V58H196L197 57V55L196 56H194V59L192 60H189L188 58V64L190 65V67L192 68V67H194V70H193V68H192V70H191V68H189V70H191V71H189L190 73H187L188 71H185L184 70V72H185V74H184V72H183V74L181 73L182 71H180V69H179V67H177V71H176V66H178V64L177 63H175L176 64V66H172L174 69H172L171 68V65H175L174 64V62H175V59H177V57L176 58H174V59H172V60H169L170 59V57H171V55H172V57H173V55H175L176 56V52H179V51H176V49L174 50V52H175V54L173 53V51H172V53H169V51L166 49V52L163 54V52H164V47L162 46V54H160V55H163V56H161L162 57V61L163 62H166V64H163V63H161L160 62V64L162 65H164V66H162V68H161V66L159 65V67L161 68H159L160 70H159V73H158V75H157V77H156V79L154 80V82L152 83V85H150L149 87L151 88V90L150 91H152V93L149 95V93H148V95L149 96H151V95H153V99H152V96L150 97V99L152 100H150L149 99V102L151 101V103L153 102V104L154 105H151V111H152V109H153V107L152 106H154V110H153V113H151V115H152V117H150L151 119H149V120H151V122L150 123H148V127L146 128V129H148V130H150V133H148V131H147V133H148V135L150 134L151 135V138H150V136H145V137H148V138H150V139H147L148 141L147 142H149V146H148V148L149 147H151L152 148V152H150V153H153V155L152 156H150V157H148V159L147 160H149V162H147V160L144 158V163H145V161H146V164H144V166H142V164H140L141 162H139V161H136V158H135V155H134V158L132 157V159H134L132 162V164H133V167H135V165H134V163L136 162L137 164H138V162H139V164L142 166V168H143V170H142V172L144 173H142V176H145L146 178H147V182H146V178L145 177H143L142 178V180H144V184H143V187H141V189H143L142 190V192L144 191V189H145V191H146V193H148L149 194V196H150V199L151 200H149V201H151V203H152V205L150 206V205H148V208L146 207V208H144V206L147 204V202H146V200H144V198H142V197H140L141 196V190H140V199L139 200H141V201H145L146 203H144V206L142 207V206H140L141 207V209L139 210V211H137L138 213H141L142 215L143 214H145L144 212H146V214L145 215H147L148 213L147 212H152V213H154L155 211L157 212V210L155 209L156 208V206H157V201L159 202V199H160V201H161V203H162V207L160 206V208H167L166 206H168V202H169V200H170V202H169V205H170V203H171V201L173 200V202L175 203V204H178V208L176 207V209H175V207H174V209L172 210L175 214H177V215H175V216H177V225L175 224V228L174 229H176L177 230V232H176V234H175V231L173 232L174 234V237H173V235H172V237H173V240L175 241V252L173 251V253H174V256H175V258L174 259H176V262H174L175 264H183V259L184 258H190V259H187V261H186V263H184V264H214L213 262L211 263L210 261H209V258H208V248H209V245H208V247H207V242H208V240H209V235L208 234H210V233H208L207 231H205V229L204 230H202V228H201V230L202 231H200V229L198 230V231H200V232H198V233H196L194 230L196 229V228H198L200 225H199V219L197 220L198 221V223H197V221L195 222V223H192L193 222V219L192 218H194L195 216L193 215V213L195 212L196 213V211H197V214H199V216H200V214L203 216V218L202 217H200V219L202 218L203 220L201 221V223L204 225L203 226V228L204 227H206L207 225H210V224H207L206 226H205V224L203 223V221H205V222H207V223H209V220H210V222H211V220H212V216H211V219H210V215L211 214H209V209H211V208H209L208 209V207H211V205H209V204H211V203H209V198H211V200H210V202H212L213 200V194H212V191H215V189L213 188V186L211 187V190H212V188H213V190L211 191L210 190V185H212V184H210V179H209V175H207L208 177H204L205 175L201 172V174L202 175H204L203 176V178L201 179V186H200V184H199V182H197V184H196V180H197V174H198V178L200 179V177L202 176V175H199V173H196L199 169V163H200V165H203V164H205V163H203V164H201L202 162H198V159L199 160H201V158H200V156H201V154H199L198 153V147L201 145L202 146V140L200 141V136L202 135L201 133H205V131H206V133L210 130V134H211V132L214 130V127H213V130L211 129V127H212V123H214V124H216L217 125V122H218V120H217V122H216V120H215V117H213L215 114H217L218 115V112L217 113H215L214 115H213V113L215 112H212V109L210 108V103L211 104H215V98H214V96H216V95H214V94H212V93H216L215 92V90L217 89V90H219V89H221V91H222V93L220 92V90L219 91H217V93H220L221 95L220 96H224V97H220V99L219 98H217L218 99V101L220 102V101H222L223 100V98H224V102H222L224 105H225V109H224V111H226V113L224 114L223 112H221V113H223L222 115H223V118L220 116L221 115V113L219 114V116L223 119V121H225V120H229V123L231 124V123H234L233 124V126H236L237 125V130L235 131V133H233L234 132V130L233 131H229L228 132V128L230 127V126H228V122L227 121H225V122H227L226 124V126H228V128L226 129L227 131H225V132H228V135H227V133H226V135H227V137H228V139L229 140H231V141H228V142H226L225 141V143H228V147L234 142V144H235V146H237V145H239V143H241L242 142V139H243V133L242 132H244V131H242L241 132V130H245V129H242V128H244L243 127V123L245 122V121H243V115L242 114H235L234 115V113L235 112H238L239 110V112L240 113H244V108H245V105L243 104V107H242V105L240 104L241 103V94L243 93H241V90H242V88H241V86H243V83H245V77H246V74L244 75V72H243V70H242V65L243 64H241V70H239V69H237V67H236V69L234 68L233 70H231V69H229V66L231 67L232 65L234 66V63L233 62H235L236 61V63H241V62H238V59H235L234 61H233V59L235 58V57H233L232 58V60L231 61H233L232 63V65H231V61H229V59L227 60L228 62H230V65H229V63H228V65L227 64H224V62H223V60L221 59V58H224L225 57V54H227V53H225L226 52V50L224 49V48H226L227 49V51H228V48L227 47H229V49L231 48V46H230V44L232 45V43H233V41L235 42V40H238L237 38H239V36L240 37H242L243 38V36H245V35H243V34H245V33H243V32H239L238 33V31H237V33H235V35L236 34H240V33H243L242 35L243 36H241V35H236V37H235V35H234V33L232 32H230V30H229V32H230V34L228 33V31H226V30H228V29H224L225 31H224V34H228V35H232L233 34V37H235L234 39L231 37V36H226V38L228 39L229 37V39L228 40H233L232 42L231 41H229V43L230 44H228L227 43V39H225V37H222V36H225V35H219V31L218 32H216L218 35H219V37H220V39L222 40V39H225V40H223V41H226V42H224L225 44H226V47L224 46V45H222V42H221V40L220 39H218L216 36V38L215 39H217L216 41H214L213 40V42L215 43V44H218L217 42L218 41H220L221 42V44H220V49L222 50V46H223V49L225 50L224 52H223V56L224 57H222L221 55H220V59L219 58H217L218 60H220V61H222L223 63H222V66H221V69H223V68H227V70L226 69H223V70H226V71H222V74H221V72L219 71V73L223 76V78H220V74H216V72H218V70H219V66L221 65V63L219 64L218 63V66H215L216 68H214V64L215 63H217V59L216 58H214V56H213V58L212 59H214V60H216V61H212V59H211V56H212V54L213 53H210L211 51L209 50V48L211 49V47H210V42H209V35L208 34H210V31H209V28L211 29L212 27H211V24H207L208 25V27L209 28H207V26L205 25ZM239 25H241L240 23H238ZM237 24V22H236V24H234V26H236V25H238ZM245 25V22L244 23H242V25ZM252 24V23H251ZM166 25H167V23H166ZM176 25H178V22H177V24H175V26H174V29H175V27H176ZM197 24H195L194 26H193V28L196 26ZM213 25H214V23H213ZM212 25V26H213ZM247 25V24H246ZM168 26V25H167ZM169 26V27H170ZM220 26V25H219ZM218 26V27H219ZM168 27V28H169ZM178 27V26H177ZM176 27V28H177ZM181 27H182V25H181ZM185 27V28H186ZM204 27H206V28H204ZM214 27V26H213ZM217 27V26H216ZM216 27L215 28H213V33H214V29H216ZM252 27V26H251ZM155 28V27H154ZM158 28V27H157ZM161 28V27H160ZM190 28V29H191ZM224 28V27H223ZM153 29V28H152ZM178 29V28H177ZM177 29H175V31L177 30ZM184 29V28H183ZM190 29H188V31L190 30ZM208 29V30H207ZM220 29H221V26H220ZM220 29H218V30H220ZM232 29V28H231ZM212 30V29H211ZM233 31L235 30V29H232ZM231 30V31H232ZM242 30V29H241ZM185 31H187V30H185ZM206 31H208V33L206 32ZM221 31V30H220ZM247 31V30H246ZM159 32V31H158ZM203 32V33H202ZM221 32H223V31H221ZM220 32V33H221ZM262 32H264V31H262ZM172 33V32H171ZM175 33V32H174ZM177 33V32H176ZM176 33H175V35H176ZM188 33V32H187ZM189 33H191V32H189ZM215 33V34H216ZM160 34V33H159ZM202 34V35H201ZM211 34H212V31H211ZM264 34V33H263ZM156 35V34H155ZM171 35V34H170ZM213 35V34H212ZM189 36V35H188ZM189 36V38H191ZM161 37V40H162V35L160 36ZM166 37H168V36H166ZM212 37H214V35L212 36ZM153 38V37H152ZM171 38H173L172 37V35H171ZM193 38H196L195 40L193 39ZM242 38H240L241 40H242ZM155 39V38H154ZM154 39L152 40V41H154ZM175 39V38H174ZM239 39V40H240ZM248 39V38H247ZM160 40V41H161ZM165 40V39H164ZM163 40V41H164ZM172 40V39H171ZM170 40V41H171ZM211 41H212V39H210ZM236 41L235 43H237V44H235V46L234 45H232V47L235 49H233L232 51H235V53L237 52V54L236 55H240V57L242 58H239V59H241V60H243V61H245L246 62V60H247V57H246V55L245 54H243L242 52H243V50H242V48H239L240 46H238V42L239 43H241L242 44V42H240V41ZM163 41H161V43H162V45H164L165 43H163ZM175 41V40H174ZM173 41V42H174ZM186 41H188V40H186ZM185 41V42H186ZM199 41V42H198ZM243 41V40H242ZM262 43H264V36L262 37ZM172 42V41H171ZM170 42V43H171ZM176 42V41H175ZM190 42V44H191V41H190V39H189V41L187 42V43H189ZM153 44H155V41L154 42H152ZM169 43V42H168ZM172 44V43H171ZM171 44L170 45H168V46H171ZM190 44H188V45H190ZM234 44V43H233ZM161 44H159V46H160ZM212 45L214 46V44L212 43ZM219 45V44H218ZM229 45V46H228ZM263 45V47H264V44H262ZM154 46V45H153ZM158 46V47H159ZM166 46V45H165ZM167 46V47H168ZM173 46V45H172ZM195 46H197V47H195ZM133 47V46H132ZM152 47V46H151ZM157 47V48H158ZM161 47V46H160ZM159 47V48H160ZM217 47L218 46H216L215 45V48H214V50L216 49V51H217ZM242 47V46H241ZM261 47V46H260ZM166 48V47H165ZM169 48H171L172 49V47H169ZM174 48V47H173ZM176 48H178V47H176ZM236 48H239V49H237L238 51L239 50H242V51H240V53L238 52V51H236ZM246 48H248V47H246ZM164 49V50H163ZM196 49L198 50V51H196ZM219 49V50H220ZM261 49V48H260ZM264 49V48H263ZM159 50V49H158ZM213 50V51H214ZM218 50V53L219 52H221V51H219ZM154 51V50H153ZM160 51V50H159ZM168 51V52H167ZM171 51V50H170ZM216 51H214V52H216ZM230 51V50H229ZM229 51H228V53H229ZM262 51V50H261ZM191 52V51H190ZM197 52V53H196ZM159 53V52H158ZM157 53V54H158ZM217 53V54H218ZM222 53V52H221ZM155 54V53H154ZM179 54V53H178ZM216 54V55H217ZM229 54H233V53H229ZM229 54H227V55H229ZM67 55H68V53H67ZM160 55H155L156 56V58L158 57V56H160ZM211 55V56H210ZM238 55V56H239ZM263 55V58L261 57ZM181 56H183V54L181 55ZM190 56H192V57H190ZM246 58H245V57ZM259 56L261 57V59L259 58L258 59V61H260V60H262V59H264V51H263V53L261 52V54L259 53ZM160 57V58H161ZM185 57V56H184ZM133 58V57H132ZM149 58V57H148ZM155 58V57H154ZM159 57H158V61H159V59H160ZM178 58H179V55H178ZM195 58L196 59H198L197 61H194L195 60ZM51 59V58H50ZM152 59V58H151ZM227 59V58H226ZM245 59V60H244ZM156 60L157 59H155V61L154 62H156ZM160 60V61H161ZM169 60V61H168ZM174 60V62H172ZM241 60H239V61H241ZM252 60V59H251ZM124 61V60H123ZM157 61V63H159ZM177 62H178V60H176ZM191 61H193L194 63H192ZM242 61V62H243ZM253 61V60H252ZM258 61H256V63L258 62ZM50 62V61H49ZM151 62V61H150ZM167 62H168V64H167ZM169 62H171V65H170V63ZM190 62V63H189ZM213 62H215V63H213ZM219 62V61H218ZM250 62V61H249ZM173 63V64H172ZM179 64H180V62H178ZM197 63V64H196ZM248 63V62H247ZM259 63V62H258ZM195 66H194V65ZM223 64H224V66H226V67H223ZM238 64H236V65H238ZM147 65V64H146ZM156 65V64H155ZM188 65V66H189ZM192 65V66H191ZM216 65V64H215ZM235 65V66H236ZM247 65V64H246ZM252 65H253V63H252ZM263 65V64H262ZM184 66V65H183ZM197 66V67H196ZM239 66V65H238ZM155 67H157V66H155ZM254 67V66H253ZM263 67H264V65H263ZM262 67V69H264ZM153 68H154V66H153ZM184 68V67H183ZM213 68H214V70H213ZM260 68L261 67H259V69H258V73H263V71L261 72H259V70H260ZM170 69H172V71L174 70L176 73L178 72L179 74L181 73L182 75H184L183 77H182V75L180 76V77H182V78H184L185 76H186V78H184V79H179L180 81L182 80V81H184V82H187V81H189L190 83H185V85H183L184 84V82L182 83V82H180L179 80H178V78H179V76L177 77H175L174 78V71H173V74H171L172 72H170ZM185 69L186 70H188L187 68H186V64H185ZM216 69V70H215ZM220 69V70H221ZM228 69H229V71H228ZM154 70H155V68H154ZM168 70H169V74H170V76L171 75H173V77H170L169 76V74H168ZM231 70V71H230ZM194 72L193 74H194V76H193V74L191 75V72ZM213 71L215 72V73H213ZM245 71V70H244ZM255 71V70H254ZM257 71V70H256ZM223 72H224V74H223ZM247 72V71H246ZM124 73V72H123ZM126 73V72H125ZM157 73V72H156ZM175 73V74H176ZM187 73V74H186ZM214 76H213V75ZM177 75V74H176ZM218 75H219V77H218ZM252 75H254V74H252ZM256 75H259V77L258 76H256ZM255 76V78H260L262 75H260V74H256ZM109 76V75H108ZM191 76H193V78H189V77H191ZM215 76H217L218 78H219V80L221 79V81L220 82H222L221 83V86L219 85V86H217V87H215L216 89H214V91H213V88L211 87V84H213L214 85V83L212 82V81H210L211 79H214V77ZM213 77V78H212ZM217 77H215V78H217ZM253 77V76H252ZM262 77H264V74H263V76ZM262 77L259 79L260 81H258V79H256L255 81L257 82H255L254 80H252L251 82H254V83H251V85H253V84H255L256 83V85H253V90H254V94L257 92V90H259V89H257L256 90V87L258 86V83L259 82H261V79H262ZM172 78H174L173 79V81H175V79L176 80H178L177 81V83L178 82H180V83H182V85H181V87L182 86H184V92L183 93H179L180 91L177 89V90H175L173 87H175V86H173L172 87ZM249 78V77H248ZM145 79V78H144ZM109 80V79H108ZM186 80V81H185ZM129 82V81H128ZM219 81L217 80V83H218ZM262 82H264V78H263V80H262ZM177 83H173V85H176V87L179 85H177ZM187 84H188V86H187ZM261 84V83H260ZM259 84V85H260ZM180 85H179V87H180ZM215 85H216V83H215ZM263 85V84H262ZM186 86V87H185ZM264 86V85H263ZM180 87V88H181ZM221 87V88H220ZM187 88V89H186ZM258 88V87H257ZM259 88H263L261 85L259 86ZM149 90V89H148ZM185 90H186V92H185ZM251 88H250V92H251ZM252 90V91H253ZM256 90V91H255ZM261 90V92H263L262 91V89H260ZM263 90H264V88H263ZM179 91V92H178ZM246 91V90H245ZM260 92V91H259ZM185 93V94H184ZM246 93V92H245ZM214 95V96H212V95ZM257 94H258V92H257ZM181 95H183V96H181ZM186 96V103H184L183 101H182V99H184L185 98V96ZM210 95H211V97L213 98V100H212V102H211V100H209L211 97H210ZM222 99V100H221ZM254 99V98H253ZM180 101L182 102L181 104H180ZM188 101V102H187ZM242 101H244L243 99H242ZM210 102V103H209ZM214 102V103H213ZM219 102H216V104L217 103H219ZM150 103V104H151ZM173 103H175V104H179L180 106L183 104V105H187L190 109H187L186 107L187 106H185V109H187V110H190V116H189V114H187V118L188 117H190L189 119H190V122H189V125H188V127L192 130H190L189 128V130L192 132L191 133V138L190 137H186V139L188 140V142L190 143V144H188L187 145V147H189V149H188V151L186 150V152H185V154L182 156V155H180L179 157H182V164H184V165H182V164H180V165H182V167L180 168L179 166V172H180V170H181V172H180V176L178 175V171L177 170H175L174 171V173H175V175H176V177L173 175V177L175 178V179H173V177H172V179L176 182L177 180H176V178H177V176L179 177V182L178 183H180V193H179V190L178 189H176V187L179 185H177V183L175 184V182L174 183H172V185H174L175 186V190L179 193V194H177L176 192V194L174 195V197H172V199H168V197L165 195L166 194V191L168 190V188H167V190L165 189V193H164V191H162L161 189L162 188H159V184L161 183H159L158 184V180L161 178V177H163V178H165L166 177V175L165 174H163V173H161V166H163L161 163H160V161H159V157H158V154H160L163 150H164V154L166 155H168L169 156V154L167 153L168 152V150H170L171 148L169 147V145H172V141H171V139H172V137H173V139H174V135H175V133L173 134V133H171V131H170V133L167 131V129H168V126L172 123V121L174 122V121H177V120H179L180 121V119L179 118H182V116H184V115H186V113L184 114V112H186V111H184L182 114H180L181 113V111H182V107L180 108L179 106H178V108H177V105L175 106V104L173 105ZM221 103V102H220ZM222 103L220 104L221 106H217V107H223L222 106ZM244 103V102H243ZM149 104V103H148ZM149 104V105H150ZM254 104V103H253ZM258 104V103H257ZM261 103L259 102V106H261L260 105ZM175 106V107H173V106ZM218 105V104H217ZM240 105H241V108H240ZM256 105V104H255ZM258 105L257 106H255L256 108H258ZM212 107H213V109L215 110V108H216V105L214 106V105H211ZM253 106V105H252ZM263 107V106H262ZM173 108L175 109L176 108V110L178 109V110H180V111H176L177 113H175L174 111H173ZM180 108V109H179ZM221 108L220 109H218V108H216L217 110H220L221 111ZM250 108V107H249ZM256 108H254V111L256 112H254L253 111V113L255 114V118H256V115L258 114V111L259 112H261L260 110H258V109H256ZM261 108V107H260ZM130 109V108H129ZM129 109H128V112H129ZM246 109H247V107H246ZM127 110V109H126ZM216 110V111H217ZM222 110H223V108H222ZM243 110V112H241ZM249 110V109H248ZM148 111V110H147ZM212 112V114L211 115H213V116H210L209 115V113L208 112ZM252 111V110H251ZM207 112V113H206ZM138 113V112H137ZM149 113V112H148ZM147 113V114H148ZM173 113H175L174 115H173ZM187 113H189L188 111H187ZM248 113H249V111H248ZM264 113V112H263ZM252 114V113H251ZM205 115L207 116V118L208 119H206L205 121H206V123L204 124L203 122H202V120L205 118ZM212 117V121L213 120H215V121H210L209 119H210V117ZM216 115V116H217ZM243 117H242V116ZM245 115V114H244ZM139 116V115H138ZM172 116H175L174 118H172ZM181 116V117H180ZM249 116V115H248ZM148 117V116H147ZM252 119H254V116L252 115V116H250ZM137 118V117H136ZM184 118H186L185 116L181 119V122H183L182 120L184 119ZM214 118V119H213ZM220 118V120H222ZM146 119V118H145ZM175 119V120H174ZM189 119H187V122H188V120ZM147 120V119H146ZM219 120V121H220ZM234 120H236L235 122H232V121H234ZM255 120V119H254ZM253 120V121H254ZM122 121V120H121ZM135 121V120H134ZM185 121V120H184ZM204 121V120H203ZM223 121H220V123L222 122V124H221V126L223 125L224 127H225V125L223 124ZM231 121V122H230ZM248 121V120H247ZM180 122V123H181ZM202 122V123H201ZM212 122V123H211ZM216 122V123H215ZM224 122V123H225ZM237 122V124L235 125V123ZM251 122V121H250ZM134 123V122H133ZM132 123V124H133ZM184 123H186V121L184 122ZM184 123L182 124L183 126H185L184 125ZM220 123H219V127H221L220 126ZM256 123L257 122H255V125H254V127L256 126ZM69 124V123H68ZM187 124V123H186ZM200 124H203L204 125V127H206V130H205V128L202 126V129L203 130H201V131H203V132H201L200 134H199V126H201ZM212 124V125H211ZM146 125V124H145ZM172 125H174V123L172 124ZM172 125H171V127H172ZM177 125V124H176ZM181 125V124H180ZM179 125V126H180ZM244 125H245V123H244ZM258 125V124H257ZM260 125V124H259ZM175 126V125H174ZM172 127V128H175V127ZM182 126V127H183ZM215 126V125H214ZM232 126V125H231ZM232 126V128H234ZM252 126V125H251ZM177 127V126H176ZM216 127V126H215ZM224 127H222L223 129H225ZM247 127H248V125H247ZM172 128H170L169 130H172ZM250 128H252V127H250ZM249 128V129H250ZM181 129L183 130V129H185V128H181L180 127V129H178V130H180L181 131ZM208 129V130H207ZM230 129V128H229ZM235 129V128H234ZM258 128H256V131L257 132H259L258 134H256L255 135V138H254V140H255V143H256V141L257 140H259V142H261V137L263 136H260V133L262 134V133H264L263 132V130H262V128L260 127V131L259 130H257ZM142 130V129H141ZM185 130H187V129H185ZM189 130H187L189 133H190V131ZM205 130V131H204ZM145 131V129H144V132H146ZM184 131V130H183ZM187 131H184V132H187ZM256 131H255V133H256ZM183 132V133H184ZM187 132V135L189 134ZM214 132V131H213ZM222 132V131H221ZM225 132L223 131V133H224V135H225ZM251 132H252V130H251ZM141 133V132H140ZM176 133H178V132H176ZM181 134H182V132H180ZM218 133V132H217ZM215 134V135H217V137L219 136V134ZM248 133V132H247ZM133 134V133H132ZM169 134H172L173 136H170L171 137V139H170V141H171V144H170V141H169V139H168V137H169ZM208 134V137H211V136H209L210 134H209V132L207 133ZM206 134V135H207ZM213 134V133H212ZM254 134V133H253ZM147 135V134H146ZM215 135H213L215 138H216V136ZM221 135V134H220ZM223 135V136H224ZM251 135V134H250ZM258 135L260 136V137H258ZM126 136V135H125ZM131 136V135H130ZM130 136H128V138L130 137ZM246 136V135H245ZM245 136H244V139H246L245 138ZM124 137V136H123ZM143 137H144V135H143ZM204 137V140H205V136H203ZM208 137H206L207 139H208ZM214 137H212V138H214ZM258 137V138H257ZM124 139H125V137H124ZM146 139V138H145ZM144 139V140H145ZM172 139V140H173ZM190 139V140H189ZM243 139V140H244ZM257 139V140H256ZM131 140V139H130ZM176 140V139H175ZM186 140V141H187ZM204 140H203V142H204ZM220 140V139H219ZM249 140V139H248ZM128 141V142H127ZM132 141H133V139H132ZM137 141V140H136ZM191 141V142H190ZM209 141H211L212 143H213V141L211 140V138H210V140H208V143H209V145H210V142ZM247 141V140H246ZM253 141V140H252ZM126 142L127 143H129V142H131V141H129V139H127L126 140ZM146 142V141H145ZM146 142V143H147ZM168 142H169V145H167L168 144ZM205 142H206V140H205ZM204 142V144H206ZM215 142V141H214ZM230 142H232L231 144H229ZM244 142V141H243ZM146 143H144L145 145H146ZM187 143V142H186ZM201 143V144H200ZM207 143V144H208ZM211 143V147H212V144ZM218 143V142H217ZM246 143V142H245ZM262 143V142H261ZM260 143V144H261ZM130 144V143H129ZM148 144V143H147ZM174 144H176L177 145V143L176 142H174ZM173 144V145H174ZM206 144V146H208ZM247 144V143H246ZM249 144H250V141H249ZM258 145H259V143H257ZM145 145H144V149H146L145 148ZM151 145V146H150ZM190 145V146H189ZM219 145V144H218ZM218 145H216V146H218ZM224 145V144H223ZM130 146V145H129ZM147 146V145H146ZM184 146H186V145H184ZM184 146H183V148H184ZM204 146V145H203ZM209 146V147H210ZM220 146V145H219ZM232 146V145H231ZM231 146H230V148H231ZM240 146H241V144L238 146V147H236V151L238 152V150L240 149ZM128 147V146H127ZM134 146H133V144H132V148H133ZM167 147V149H164V148H166ZM175 147V146H174ZM178 147V146H177ZM182 147V146H181ZM215 147V146H214ZM227 147V145H225V147H223L222 146V151H223V149L225 148V149H227L228 151H226V150H224V151H226V155H227V157L228 158H225V161H226V159H229V156H228V154H227V152L228 153H231L232 154V152L230 151V150H233V148H231V149H229L228 147ZM232 147H234V146H232ZM146 149L147 151L146 152H148V153H146V155H150V153H149V151H151L150 149ZM219 148V147H218ZM246 148H248V147H246ZM251 148V147H250ZM256 148V147H255ZM134 149V148H133ZM133 149H130L129 151H133ZM143 149V150H144ZM176 149V148H175ZM185 149V148H184ZM200 149H201V147H200ZM205 149V146H204V148H203V151H207V147H206V150H204ZM221 149V148H220ZM242 149V148H241ZM240 149V150H241ZM120 150H122L123 151V149H120ZM165 150H167V151H165ZM183 150V149H182ZM247 150V149H246ZM145 151V150H144ZM144 151H143V153H144ZM177 151H179L178 149H176V153H177ZM202 151V150H201ZM202 151V152H203ZM208 151L210 152V149H208ZM223 151V152H224ZM250 151V150H249ZM255 151V150H254ZM141 152V151H140ZM175 152V151H174ZM182 152H184V150L182 151ZM199 152H200V150H199ZM209 152H204L205 154H202V156H204L205 157V159H207V158H209L210 156H211V154L209 153ZM236 152V153H237ZM251 152V151H250ZM123 153V152H122ZM136 153V151L134 152V154ZM142 153V154H143ZM155 153V154H154ZM180 153V152H179ZM212 153V152H211ZM221 154H222V152H220ZM235 153V152H234ZM233 153V154H234ZM252 153H254V152H252ZM127 154H128V152H127ZM129 154H130V152H129ZM172 154H174V153H172ZM171 154V155H172ZM178 154V153H177ZM208 154H210V156H207ZM224 154V153H223ZM247 154V153H246ZM259 154V153H258ZM258 154H256L255 155V157H253V156H251L252 158H251V161H253L254 162V160H255V163L256 162H258L259 160V158H260V156L258 155ZM85 155V154H84ZM137 155V154H136ZM146 155H144V156H146ZM161 155H163V152H162V154ZM165 155H163V157H161L163 160H164V157H166ZM206 155V156H205ZM216 155V154H215ZM214 155V156H215ZM225 155V156H226ZM230 155V154H229ZM240 155V154H239ZM254 155V154H253ZM259 157H258V156ZM122 156H125L124 154H121V157ZM131 156V155H130ZM133 156V155H132ZM140 156V155H139ZM143 156V157H144ZM173 156V155H172ZM214 156L212 155L211 157H210V160H212L211 158L213 157L214 158ZM224 156V155H223ZM118 157H120V156H118ZM117 157V158H118ZM126 157H128V156H126ZM137 157V156H136ZM142 157V158H143ZM147 157V156H146ZM175 157H177V155L175 156L174 155V157H172L171 158V156L170 157H168V158H170L171 160L172 159H174ZM220 157H221V155H220ZM242 157V156H241ZM150 158V159H149ZM178 158V157H177ZM224 158V157H223ZM222 158V159H223ZM230 158H231V155H230ZM115 159V158H114ZM122 159H123V157L121 158V161H122ZM126 159H128L127 161H126V164L127 163H130V159H129V157L128 158H126ZM131 159V160H132ZM161 159V160H162ZM204 159V160H205ZM216 158H214V160H215ZM232 159H235V162H234V160H231L232 162V165L234 164L235 165V167H234V170L233 169H230L229 168V166L228 167H226L225 166V168H223V171L224 172H227L226 174H228L229 176H225V177H223L222 179L223 180H221V181H225L226 180V182H228L227 184L229 185V187H230V182L231 181H233V175H234V172H235V174H236V172L238 171V168H241V166H240V164H241V162H243V164H245L244 162H246L247 161V159H246V161L245 160H243V161H239V159H240V157L238 156V155H235V157H233ZM242 159H243V157H242ZM254 159V160H253ZM262 159V158H261ZM260 159V160H261ZM137 160H139V157H137ZM168 160V159H167ZM171 160H168L167 162H170ZM175 160V159H174ZM180 160V159H179ZM209 159H207V160H205L206 161V163L207 162H209L210 161ZM263 160V159H262ZM118 161H120V160H118ZM135 161V162H134ZM177 161V159L174 161L175 163L174 164H179L178 162H176ZM216 161V160H215ZM228 161V160H227ZM123 162H124V160H123ZM142 162H143V160H142ZM223 162V161H222ZM118 163V165H119V163H120V165L119 166H121V168H122V170L124 171V169L125 170H130V168L132 169V171L130 172V173H133V167H131L130 166V164L128 165H126L127 167H128V169H126L127 167H123V164H122V162H117ZM135 163V164H136ZM162 163L163 164H165L163 161H162ZM171 163V162H170ZM169 163V164H170ZM172 163H173V161H172ZM229 163H230V159H229ZM262 163H264L263 161H262ZM122 164V165H121ZM254 164V163H253ZM211 165V164H210ZM229 165H231V164H229ZM248 165V164H247ZM247 165H246V167H247ZM250 165V164H249ZM167 166H170V165H168V163H167ZM172 166H174L173 164L171 165V167ZM184 166V167H183ZM223 166V165H222ZM238 168H237V167ZM240 166V167H239ZM140 166H137V168L135 169V173L137 172V169H141V168H139ZM170 167V168H171ZM208 167V166H207ZM217 167V166H216ZM219 167V166H218ZM245 167V166H244ZM249 167V166H248ZM252 167V166H251ZM263 167H264V165H263ZM110 168V167H109ZM116 168H117V166H116ZM162 168H164V166L162 167ZM177 168V167H176ZM175 168V169H176ZM202 168H203V166H202ZM226 168H229L230 170H228L227 169V171H225L226 170ZM118 169V168H117ZM169 169V168H168ZM178 169V168H177ZM208 169V168H207ZM206 169V170H207ZM215 169V168H214ZM235 169H237V171L235 170ZM244 169V168H243ZM253 169V168H252ZM264 169V168H263ZM113 170V169H112ZM122 170H120V168H119V173L120 174H118V175H120V177H121V175L123 174H121V171ZM164 170V169H163ZM162 170V171H163ZM170 170V169H169ZM174 170V169H173ZM172 170V168H171V172L173 171ZM202 169H201V166H200V170H199V172L201 171ZM203 170H204V168H203ZM202 170V171H203ZM231 170H233V171H231ZM81 171V170H80ZM122 171V172H123ZM126 171V172H127ZM165 171H166V169H165ZM168 171V170H167ZM228 171L231 173V175L228 173ZM239 171H241V170H239ZM261 171V170H260ZM263 171V170H262ZM118 172V171H117ZM169 173H171L170 171H168ZM204 172V171H203ZM208 172V171H207ZM206 172V173H207ZM124 173H125V171H124ZM134 173V174H135ZM139 173V172H138ZM165 173V172H164ZM177 173V174H176ZM164 176H163V175ZM209 174V173H208ZM214 174V173H213ZM220 174V173H219ZM261 174V173H260ZM260 174H258V175H260ZM127 175H128V172H127V174L125 173V178H127ZM136 175V174H135ZM135 175H133V177L135 176ZM162 175V176H161ZM171 175V174H170ZM170 175H168L167 177L169 178V176ZM215 175V174H214ZM249 176H250V174H248ZM254 175V174H253ZM257 175V174H256ZM256 175H254L255 177H256ZM117 176V175H116ZM124 176V175H123ZM122 176V177H123ZM138 176H140V175H138ZM224 176V175H223ZM244 176H246V177H248L247 176V174H245ZM261 176H264V174L262 175L261 174ZM130 177H131V175H129L128 176V179H126V183H127V181H128V183H129V185L128 184H126L124 181L122 182L121 180V182H120V188L119 189H121L119 192L121 193V192H124V198H122L121 196H120V199L119 200H121V199H123V202H122V206H119L120 204L118 203V201H117V204H115V205H118L119 207L118 208H121L122 207V211L123 212H119L120 213V215L118 214V217L115 219V217L113 218L115 221H114V223L113 224H115V222H117V220L119 219H122V221H121V224H118V229H119V231L117 230V228H116V230H115V232L117 231V235H115L116 236V238L115 239H119V241H122L123 242V244H124V246H122V248L124 249V251H127V249H128V247H127V245H128V239H129V236L130 235H128L129 233H130V230H132L133 231V229L132 228H134L135 229V225H136V227L139 229V231H137V233H139L138 235L141 237V241H139V243H138V245H139V248H141V245L142 246H144L146 249H139V250H141V251H139V253L141 254V252L144 254V253H146L148 250H149V248L147 249V247H149V244H151V239H152V237H150V236H148L149 235V233H152V234H156V232H158V231H155L154 233H153V230H156V229H154V228H152L151 226V224H150V222H152L151 220H154V219H156L157 218V216H158V213L160 214L159 215V217L160 216H162V218H163V214L161 215V213H163V209H161L160 210V208L158 209V210H160L161 211V213L160 212H158V213H156L155 212V214H156V217H155V214L153 215L152 213H151V216H153L154 217V219H153V217H151V219H148L147 217H150V214L149 215H147L145 218L141 215V214H138L137 212H136V208H137V205H136V208H134L133 207V200H132V203H131V199H133L132 198V196H133V194H137V193H135V191L137 190L136 189V187H134V184H135V177L133 178L132 177V179L131 180H129L130 179ZM219 177V176H218ZM229 177L231 178L230 180H228L229 179ZM255 177H253V178H255ZM109 178V177H108ZM112 178V177H111ZM124 178V179H125ZM137 178V177H136ZM162 178V179H163ZM214 178H215V176H214ZM235 178H236V175H235ZM256 178H258V176L256 177ZM259 178H261V177H259ZM263 178L264 177H262V181L264 182V180H263ZM119 179V178H118ZM121 179V178H120ZM161 179V180H162ZM252 179V178H251ZM123 180V179H122ZM160 180V181H161ZM173 180H172V182H173ZM239 179H235V183L236 184H238L239 182H237ZM253 180V179H252ZM252 180H250V182L252 181ZM134 181V182H133ZM140 181V180H139ZM198 181V180H197ZM142 181H140V183H138V186L140 187L141 185L140 184H142L141 183ZM146 182V183H145ZM171 182V181H170ZM169 182V185L171 184ZM226 182H224V186H223V183H222V185L221 186H223V187H225V185H226ZM248 182H249V180H248ZM254 182V181H253ZM256 182V181H255ZM232 183V182H231ZM246 183H247V181H246ZM245 183V184H246ZM90 184V183H89ZM122 184V185H121ZM125 184V185H124ZM199 184V186H200V191H198L199 190V187L198 188H196L197 187V185ZM221 184V183H220ZM236 184H234V182H233V184H232V187H231V189H229V190H227V187L225 188V189H223V187H221L222 188V191L220 190V188H219V186H218V189H219V194H218V196H219V199H220V201H219V203L221 202V201H223V199L224 198H226L227 199V195L230 197V199H232V200H230L229 202H231V201H233L234 199H236L238 196L239 197H241V195L244 193H247V192H249V190L247 189L248 187L246 186V185H248V184H246L245 186L247 187V188H244V189H242L244 186H242V188H241V186H240V184H239V187L238 186H236ZM251 185H253L252 183H250ZM128 185V186H127ZM162 185H164V184H162ZM168 185V184H167ZM177 185V186H176ZM242 185H244L243 184V181H242ZM261 185V184H260ZM124 186V187H123ZM126 186V187H125ZM171 186V185H170ZM173 186V187H174ZM121 187H123V189L121 188ZM92 188V187H91ZM90 188V189H91ZM172 187H169V189H171ZM179 188V187H178ZM87 189H88V186H87ZM86 189V187L84 188V190L86 191L87 190ZM135 189V190H134ZM198 189V190H197ZM82 190V189H81ZM83 190V191H84ZM124 190V191H123ZM211 192H210V191ZM247 192H246V191ZM261 190V189H260ZM100 191V190H99ZM98 191V192H99ZM132 191H134L133 193H132ZM197 191L199 192V193H197ZM245 191V192H244ZM252 191V190H251ZM92 192V189L89 191V189H88V193H89V195H90V193ZM174 192V191H173ZM208 192L209 193H211V196L209 195V196H207V194H208ZM243 192V193H242ZM260 192V191H259ZM85 193V192H84ZM93 193V192H92ZM200 193H202L203 194V196H199V194ZM122 194V193H121ZM216 194V193H215ZM223 194H225L226 196L224 197L223 196ZM241 194V195H240ZM249 194V193H248ZM88 195V197L90 198L91 196H89ZM92 195V197L89 199V200H91L92 198H93V194H91ZM143 195V194H142ZM146 195V194H145ZM145 195H144V197H145ZM168 195V194H167ZM176 195H178V199H179V203H176ZM201 195V194H200ZM263 195H264V193H263ZM259 196V195H258ZM257 196V197H258ZM147 197V196H146ZM85 199H86V196L84 197ZM255 198V197H254ZM175 199V200H174ZM222 199V200H221ZM240 199V198H239ZM93 200V199H92ZM227 200H229V199H227ZM226 200V203L228 202ZM242 200V199H241ZM250 201L248 202V204L250 203L251 204V199H249ZM94 202H97V201H95V199L93 200ZM110 201V200H109ZM148 201V200H147ZM83 202H84V199H83ZM173 202L171 203V206H172V204H173ZM233 202H235V201H233ZM232 202V203H233ZM84 203H87V200H85V202ZM90 203H91V201H90ZM100 203V202H99ZM139 203H141V202H139ZM209 203V204H208ZM214 203H216V201H214ZM219 203H218V205H219ZM222 203V202H221ZM224 203V202H223ZM232 203H229V204H227V206L226 207H228V205H230V204H232ZM99 205V204H97V203H94V205H93V202H92V204H90V205H88V204H84V206L85 205H87L86 207H90L91 208V205L93 206V208H87V210L85 211V210H81L82 212L80 213V215L78 216L79 217V219H78V217L77 218H75L74 217V221L71 219V221H73L74 223H75V221H76V219H77V221H76V226L75 227H77V233H78V235H77V237L78 236H83V237H81V239L83 238L84 239V237H85V234H87V232L89 233V229H88V226H91V228H94V227H92V224H94V226H95V224H97V225H99V226H95V228H94V230L96 229V227H100V225H102L103 223L101 222L100 224L98 223L99 221H96V222H94V214L95 213H93V215L91 216V212L94 210V211H96L97 209L96 208H94V206L96 207V205ZM106 204V203H105ZM156 204V206H154ZM180 204V205H179ZM242 204V203H241ZM248 204H247V206H248ZM249 204V205H250ZM252 204H254L253 202H252ZM251 204V205H252ZM259 204H260V202H259ZM262 204V203H261ZM143 205V204H142ZM174 205V204H173ZM207 205H209V206H207ZM217 205V206H218ZM222 205V204H221ZM216 206V208H218V211H219V208H222L223 209V211H222V209H221V211L222 212H224L225 213V210H226V213L225 214H223L222 212H220V213H222L223 214V218H226L225 216H227L228 217V215H229V218L228 219H225V220H229V219H232V218H234L232 215L233 214H235L234 212V206H233V209H231L232 208V206H230L229 208H227V209H224L223 207L224 206ZM251 205L250 206H248V207H250V209H248V211L250 210L251 211V208L253 209V210H255L256 208V210H259V206L257 205V207L254 205V206H252L251 207ZM101 206H103L104 207V205H100V210L103 208V207H101ZM238 206V205H237ZM263 207V206H262ZM117 207H114V209H116ZM144 208V210L145 209H147V211L145 210H142ZM168 208H169V206H168ZM239 208V207H238ZM247 208V207H246ZM107 209H108V207H107ZM152 209H155V211L153 212V211H151ZM189 209H190V211H189ZM245 209V208H244ZM105 210H106V208H105ZM118 210V209H117ZM120 210V209H119ZM118 210V211H119ZM169 210V209H168ZM175 210L176 211H178L177 213L175 212ZM194 210V211H193ZM255 210V211H256ZM263 210V209H262ZM261 209H260V211H262ZM99 211V210H98ZM97 211V212H98ZM103 210H101L100 211V215H102L101 213H103L102 212ZM191 211H193L192 212V214H191ZM244 211V210H243ZM247 211V210H246ZM260 211H258L259 213H260ZM96 212V213H97ZM165 213H166V211H164ZM189 212H190V214H189ZM238 212V211H237ZM257 211L256 212H254V218H256L257 217V215H256V213H258ZM106 213V212H105ZM114 213H115V211H114ZM117 213V212H116ZM121 213H122V215H121ZM211 213V212H210ZM227 213H229L228 215H226ZM258 213V214H259ZM262 213V212H261ZM79 214V213H78ZM98 214L99 213H97V218H95V219H102V217L99 215V217H98ZM104 214V213H103ZM139 216V218H140V216H142L143 217V220H141V222L140 221H136L137 223L138 222H140V224L137 226V223L134 221V218L135 219H137V215ZM170 214H171V209H170V213H169V211H168V216L170 217ZM187 214H189V216L190 217H188V218H191V216H192V221H191V219H190V221L191 222H188L187 221ZM215 214H216V212H215ZM219 214V213H218ZM243 214H245L244 212L242 213V215L241 214H239V216H241V218H245V216L247 215V214H249V212L244 216V217H242L243 216ZM252 214H253V212H252ZM96 215V214H95ZM105 215V214H104ZM172 215H174V214H172ZM217 215V214H216ZM220 215V214H219ZM237 215V214H236ZM92 217V220H90V218L89 217ZM106 216V215H105ZM113 216H115V215H113ZM167 216V214L165 215V217ZM166 217V219L168 220V219H171L172 220V218H169V217ZM239 216H238V220L240 219V222H241V225H240V222H238V224H239V226H237L238 228H240V226H241V229L243 230V232H242V234H241V236L242 235H244L245 237H247V234L245 235V234H243L244 232H245V230L246 231H249L248 229H249V227H248V229H247V227L246 226H248L247 225V223H246V226H244V227H246V229L244 230V227H242V224H243V219H242V221H241V218H239ZM64 218H65V216H63ZM67 217V216H66ZM101 217V218H100ZM121 217V218H120ZM158 217V219L160 220H158L159 222H161V217L159 218ZM172 217V216H171ZM196 217H198V215L196 216ZM218 217V216H217ZM247 217V216H246ZM250 217H251V215H250ZM261 217H263V215H261ZM71 218V217H70ZM104 218V217H103ZM138 218V220H140V219H142V218H140L139 219ZM249 217H247V222H248V224H249V222H250V220L248 219ZM166 219H165V221H166ZM175 218H173V220H176ZM263 220H264V217L262 218ZM262 219H260V221L258 220V222H262L263 220ZM65 220V221H64ZM90 222H89V221ZM104 220V219H103ZM110 220V219H109ZM118 220V221H119ZM146 220H148V221H150L149 223L147 222L146 223ZM157 220V219H156ZM171 220H168V222L169 223H171ZM195 220V219H194ZM215 220H217V222H218V218L216 219L215 218ZM224 220V221H225ZM236 220V219H235ZM249 220V221H248ZM63 221H64V223L63 224H65V226L68 224V222H69V219L67 220V219H63ZM157 221V223H159ZM165 221H163L162 220V224H166V223H168V222H166V223H164ZM186 221H187V225H186ZM230 221V220H229ZM73 222H72V224H73ZM93 222V223H92ZM104 222H105V220H104ZM108 222V221H107ZM111 222V221H110ZM173 222V221H172ZM222 222V221H221ZM220 222V223H221ZM237 221H235V223H236ZM88 223H91V225H89ZM120 223V222H119ZM152 223H155V221L154 222H152ZM157 223H156V225H154V226H157ZM190 223H191V225L192 224H194L195 226H197L196 228H194V229H192L193 227L190 225ZM226 223V222H225ZM263 223H264V221H263ZM62 223H61V226L63 225ZM108 224V223H107ZM149 225V227H151V229L148 227V225ZM174 224V223H173ZM198 224V225H197ZM217 224V223H216ZM228 224V225H227ZM227 224H225L226 226L225 227H228V228H231L232 229V227L234 226H232V223H231V221L230 222H227ZM237 224V225H238ZM109 225V224H108ZM117 225V224H116ZM116 225L115 226H113V227H116ZM120 225V226H119ZM151 225V226H150ZM172 225V224H171ZM188 225H190L191 227H189V228H187V226ZM222 225H224V224H222ZM222 225H220V227H223ZM260 226H261V224H259ZM107 225H105V227H106ZM218 226V228H219V224L217 225ZM217 226H216V231H215V233H216V242H218L217 241V239H218V237H222V239L220 238V241H222L223 242V238L225 239L226 238V242L228 241L229 243H231V242H233V241H230V240H228V239H236V238H234V236H233V234L231 233V236H229V234L227 235L228 236V239H227V236L226 237H224V236H222V234H221V232H220V234L221 235H218L219 233H217L218 232V228H217ZM260 226H259V228H260ZM102 227V226H101ZM104 227V228H105ZM107 227H109V226H107ZM235 227H236V224H235ZM235 227H233V229L235 228ZM262 229L264 228V225L262 224ZM63 228V230L62 231H65L64 230V227H62ZM104 228H102V229H104ZM148 228V229H147ZM207 228V227H206ZM227 228V229H228ZM259 228L257 229L258 231H261L262 229H260L259 230ZM137 229V230H138ZM151 230L150 232L148 231V230ZM188 229H191L193 232V234L191 233V232H189V230ZM218 229V230H217ZM222 229H223V231H222ZM220 228V231H222V233L223 232H230V230L229 231H226L227 229L226 228ZM232 229V230H233ZM237 229V228H236ZM73 230V229H72ZM76 230V229H75ZM84 231L83 233H85L84 235H83V233H81V231ZM98 230H100V228L99 229H96L95 231H98ZM163 230H164V227H163ZM207 230V229H206ZM208 230H209V227H208ZM231 230V231H232ZM254 230V229H253ZM86 231V232H85ZM101 231H103V230H100V232ZM131 231V232H132ZM135 231V230H134ZM133 231V232H134ZM160 231V230H159ZM197 231V230H196ZM213 231V230H212ZM212 231H210V232H212ZM236 231V230H235ZM258 231H257V233H258ZM68 232V231H67ZM67 232H66V236H67ZM92 232V233H91ZM99 232V233H100ZM149 232V233H148ZM164 232V231H163ZM194 232H195V234H194ZM234 232V231H233ZM73 233V235L75 234V231H73L72 232ZM96 233V232H95ZM171 233V232H170ZM214 232H212L211 234H212V236H214V234H213ZM246 233V232H245ZM256 234V232L254 231L253 233L252 232H250L249 234H248V238L250 237V238H254L255 236H257V234ZM68 234H69V232H68ZM94 235V233H93V231H90V233H89V236H91V235ZM97 234V233H96ZM96 234H95V236H96ZM103 234H104V232H103ZM107 234V233H106ZM115 234V233H114ZM136 233L134 232L133 233V235H134V237L136 236L135 235ZM158 234H159V232H158ZM157 234V235H158ZM160 234H161V232H160ZM166 234H167V232H166ZM168 234H169V232H168ZM250 234H252L251 236H250ZM63 235V234H62ZM72 234H71V239H73V236ZM105 235V234H104ZM120 237H119V236ZM131 235H132V233H131ZM156 235V236H157ZM218 235V236H217ZM223 235H224V233H223ZM254 235V236H253ZM258 235H259V233H258ZM66 236H65V238H66ZM94 236V237H95ZM103 236V235H102ZM102 236L100 235L98 238H100L101 237V239H102ZM122 236V237H121ZM155 236V235H154ZM212 236H211V238H212ZM253 236V237H252ZM264 236V234L262 235V237ZM147 238V237H149V238H147L146 240H144V239H142V238ZM158 237H160L159 235H158ZM161 237H163L162 236V234H161ZM215 237V236H214ZM214 237H213V240H215L214 239ZM64 238V239H65ZM69 239H67L66 241L67 242H69L71 239H70V237H68ZM86 238V237H85ZM90 238V237H89ZM89 238H88V240H89ZM131 238V237H130ZM133 238V237H132ZM136 238V237H135ZM153 238H155V237H153ZM165 238V237H164ZM167 238V237H166ZM256 238V237H255ZM80 238L78 237V239L77 240H79ZM82 239V240H83ZM148 239H150L149 241V243H148V246H145V244H147V243H145ZM159 239V238H158ZM170 239H171V237H170ZM76 240V241H77ZM82 240H79V241H77L78 243L80 242V241H82ZM88 240L87 239H84V241H82L81 243H79V244H82V243H88ZM132 241L134 240V238L133 239H131ZM136 240V239H135ZM142 240H144V245H143V243H142ZM165 240V239H164ZM172 240V241H173ZM195 242H194V241ZM213 240H211L210 242H212ZM219 240V239H218ZM256 240V239H255ZM254 240V241H255ZM262 240V239H261ZM63 241V240H62ZM66 241H64L63 243H64V245L67 243ZM100 241H102V240H100ZM116 241V240H115ZM114 241V242H115ZM118 241V242H119ZM130 241V240H129ZM155 241H158V243H155L154 242V239H153V242H152V245H153V243H155L154 244V246H151L150 245V247H156V244H157V246H159V245H161L160 244V242H159V240H155ZM163 241V240H162ZM162 241H161V243H162ZM168 241V240H167ZM172 241H171V243L170 244H172ZM174 241H173V244H174ZM253 241V242H254ZM91 242L92 241H90V244L89 245H91ZM117 242V241H116ZM140 242H141V244H140ZM185 242H192V243H197V246L195 247V249H194V252L191 254V257H189L188 255H187V253H186V255L188 256V257H184L185 255L184 254H182L181 252L182 251H180V249H181V247L184 245V243ZM222 242H220V243H222ZM226 243L227 244V247H226V245L222 248L223 250H222V254L224 255V256H226V257H224V258H226V259H228V261H226L225 260V264H228V262H229V257H230V255H231V251L229 250V249H231V248H229L228 249V247H230L231 246V244H229V243ZM263 242V241H262ZM261 242V244H263ZM72 243V240L68 243V245H73V244H71ZM103 243V242H102ZM134 243H135V241H134ZM164 243V242H163ZM168 243H169V241H168ZM62 244V243H61ZM78 244V245H79ZM101 244V243H100ZM99 244V245H100ZM119 244V243H118ZM117 244V245H118ZM129 244L131 245V243L129 242ZM133 244V243H132ZM215 245H216V243H214ZM63 245V244H62ZM76 245H77V243H76ZM83 245V244H82ZM87 245V244H86ZM104 245H106V244H104ZM114 245V244H113ZM115 245H116V243H115ZM116 245V246H117ZM230 245V246H229ZM66 246V245H65ZM64 246V247H65ZM75 246V245H74ZM84 246V245H83ZM119 246H120V244L116 247L117 249V251L115 250V254L119 251ZM129 246V245H128ZM134 246H136L135 244H134ZM162 246V245H161ZM166 246V248H167V244L165 245ZM165 246H163L162 248H164ZM190 246V245H189ZM188 246V247H189ZM221 246V245H220ZM63 247V248H64ZM67 247V246H66ZM73 247V246H72ZM71 246L69 247L68 246V248L71 250V248H72ZM78 247V246H77ZM90 247V246H89ZM89 247L87 248V246H86V250H88L89 249ZM130 247V246H129ZM133 247V245L130 247V249ZM173 247H174V245H172V250H173ZM185 247V246H184ZM186 247H187V244H186ZM192 247V246H191ZM189 248V251L191 250V249H193V248ZM233 247H235V246H233ZM263 247V246H262ZM84 248V247H83ZM137 248V247H136ZM143 248V247H142ZM151 248V249H152ZM258 248V247H257ZM73 249H74V247H73ZM76 249V248H75ZM75 249H74V251H75ZM82 249V248H81ZM122 249V250H123ZM129 249V250H130ZM263 249V248H262ZM63 250V249H62ZM84 250V249H83ZM85 250V251H86ZM121 250V251H122ZM153 250V249H152ZM182 250H183V248H182ZM220 250V248L217 250V251H219ZM255 250V249H254ZM136 251H137V249H136ZM150 251V250H149ZM258 251V250H257ZM257 251H255V252H257ZM71 252H73V251H71ZM76 252V251H75ZM81 252V251H80ZM87 252V251H86ZM123 252V251H122ZM121 252V253H122ZM129 252V251H128ZM127 252V253H128ZM132 252H134V250H132ZM131 251L129 252V255H130V253H132ZM184 252V251H183ZM261 252V251H260ZM260 252H258V253H260ZM77 253H79V252H77ZM76 253V254H77ZM119 253V256L121 257H123V255L126 253H122V254H120V252H118ZM126 253V254H127ZM63 254V253H62ZM76 254H74V256L73 257H75V255ZM87 254V253H86ZM86 254H85V258L88 256H86ZM147 254H150L149 252H147ZM146 254V256H145V258L148 256ZM129 255H128V257H125V255H124V258H123V262H122V264H130L129 263V260L131 259L132 260V258H131V256H133V255H136V254H133V255H131L130 257H129ZM260 255V254H259ZM258 254H257V256H259ZM65 256V255H64ZM141 256V255H140ZM144 256V255H143ZM150 256V255H149ZM148 256V257H149ZM157 256V255H156ZM164 256H165V254H164ZM262 256L264 257V253L262 254ZM70 257H72L70 254H69V252H67V250H66V256H65V260H64V262L62 261V264H74V262H73V260L70 258ZM72 257V258H73ZM90 257H92L91 255H90ZM89 256L87 257L88 259L90 258ZM121 257V258H122ZM139 257V256H138ZM64 258V257H63ZM86 258V259H87ZM140 258V257H139ZM138 258V259H139ZM258 258V257H257ZM85 259V261H84V263L85 262H87V263H89V264H91V261L90 260H92L91 258L89 259V262L87 261ZM147 259V261H148V263L150 264V263H154V262H150L149 261V258H146ZM146 259L144 260V259H142V260H144V261H146ZM231 259V258H230ZM258 259H260V257L258 258ZM257 259V260H258ZM135 260V259H134ZM134 260H132V263H134ZM264 260V259H263ZM81 261V260H80ZM79 261V264H81V262ZM141 260H137V263L139 264V262H140ZM143 261V262H144ZM147 261H146V264H147ZM142 261L140 262V264H142L143 263ZM95 263V262H94ZM98 263V261L95 263V264H97ZM99 263H101V262H99ZM98 263V264H99ZM258 263V262H257ZM263 263V262H262ZM261 263V264H262ZM116 264H118V263H116ZM120 264V263H119ZM145 264V263H144ZM155 264V263H154Z\"/></svg>","mask_w":264,"mask_h":264}]
</instances>
